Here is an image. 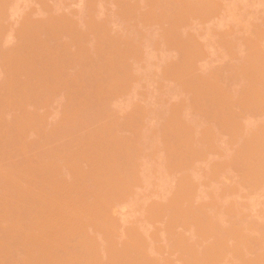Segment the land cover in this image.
Wrapping results in <instances>:
<instances>
[{"label":"rangeland","instance_id":"rangeland-1","mask_svg":"<svg viewBox=\"0 0 264 264\" xmlns=\"http://www.w3.org/2000/svg\"><path fill=\"white\" fill-rule=\"evenodd\" d=\"M5 1H7L6 2L7 7L5 9H3V7L0 5V8L4 10V12L2 10L0 12V52L1 53L3 52V50H4L3 53H5L6 51L5 55L7 53H11L10 51H14V49L17 48L19 44H21L22 42H25L26 40L24 41L22 40V42H19V38L21 40L22 37H21V34H19L20 37L17 34L21 33L20 32L21 29L25 27L31 30L30 27H32V25L30 26V24H32L33 22L36 24H33L34 27H32L33 29L31 31L32 32L35 31V32L34 34H31V31H30L29 36L37 35V38L35 36V39L34 37L31 36L35 41L38 39V36H39L38 40H41L42 38L43 41L41 40L40 42H42L43 44H40V42L37 41L39 45H41L40 47L41 49H42V45L43 46L46 45L49 47L50 44L51 46L55 44L54 45L55 48L56 47L58 48L59 45L56 46V44H60L61 46H59V48L68 47V50H69L73 46L71 50L75 49L74 51L77 52L76 51L77 48L80 49L81 47V45L79 46L78 41L83 40L81 41V43L80 42L79 43L84 44V47L87 46L86 48L88 49V51L90 50L89 51L90 54L85 53L87 55H84V52H83V55L81 53L82 50L85 51L86 48L82 49L84 48L82 47L80 50L81 52L78 50L81 53L79 55H82L80 59L78 55L79 52H77L76 54L78 57L74 58L75 56L73 55V58H72L74 59L73 62L75 61V59L76 60L78 59L77 63H74L75 67H73L72 64H69V66L72 65V67H69L66 65L68 63H73L72 59L69 58L70 56L72 57V54H73L71 50L69 51L71 52V54H67L68 51L66 49L65 51L67 53L64 50L61 51V53H59V55L60 54L64 55L63 61H64L65 55H67L66 56L67 59L65 57L66 59L65 61L68 60V62L67 63L64 62L66 64H62L63 62L62 58L61 59L59 58L61 57V55L57 59H55L56 57L55 58L53 57V59H55L57 63H59L58 61H60L61 62L60 64H62L63 66L66 65L64 69L67 67L65 69L66 72L64 71L63 74L60 70L56 71V69H54L53 71H56L57 72L56 75L58 76H56L55 73H53V75L56 76V77L55 76L53 77L55 78L58 77L57 80L61 81L63 85H64V82L69 81V85L71 86L67 84V88H66L67 90L65 89V86L64 87L62 86L63 88L61 89L60 86H58V85H61V82L57 83L56 82L57 80H53L55 78L51 77L52 79L51 78L49 79L47 77V76H50V74L52 76V72L49 73V75L47 76L45 75L46 72H44L45 76L40 75L39 77L45 79V81L50 80L49 81L50 83L48 82L47 84L46 82H43V85L44 83L46 84V86H48L51 83H55V87L57 88V91L56 92L53 91L56 88H53V90H49L52 88V84L51 86H48V87L41 86L43 90H41V87H40V91H41V92L39 91L40 95L38 94V96L37 95L33 96L34 93H32L33 94L32 97H36L35 99L31 98L29 94H28L29 96L27 95V92L30 93L31 91H34L33 88H29V90L32 89L31 91L29 90H27V92L25 91L24 92L25 97H24V94L23 93L20 94L21 90L19 89V87H17V85L19 86L18 81H20V79H23L26 76V74L30 72L29 68H27V66L24 63H22L24 59L23 60L21 59V61H19L20 60L19 58L21 57L23 58V56L27 53L28 48L29 50L31 49V45L29 44L30 43L29 41H34V40L29 39L28 42L26 41L29 45H27V43H23L24 48L28 46L30 47L26 48L25 50L23 48L24 51L22 50L23 52L22 56L16 59V61L17 62L19 61V62L17 63L15 61L18 65L21 62L20 63L21 68H19L20 66L17 67V69L19 68V70H16L15 74H18V72L21 74L23 73V75L21 74L19 75L20 77L22 76V78H20L18 75L17 77H15L16 76L15 74H14V77L8 74L10 72H7L9 71L7 67L5 68V66L8 64L7 62L8 58L4 59L5 55L4 54L0 55L2 56L0 57V99H2L0 103L3 105L4 103L3 99L4 101H6L7 97H11L9 95V92H7V91H10V89H13L10 92L11 95L13 94L12 91L16 93L17 92L16 90H19L17 92L18 95H21L22 97V94H23V97H24V98L23 97L20 98V96H17V94L14 93L12 96L14 97L15 95L17 97L15 98L11 97V98L14 101L20 100L18 101L20 103L18 102L15 103L13 101L12 103L13 105L11 104L12 99L7 98V102L9 99L11 101H9L5 107L7 108L9 104V105H12L11 107L14 110L10 108L5 109L4 106H0V109L2 107V110H0L1 111L0 117L3 115V112L5 113V111L7 110V112L0 118V138H1L0 142H2L0 143V149L2 148V145H3V148L5 149V151H3L4 149L2 148V152L4 153L7 152V154L6 153L5 154L7 155V158H8L7 159L6 157L2 156L1 155L2 152L0 150V156H1L0 159L3 161L2 164L0 165H3L6 169H8V171L14 172L13 176L15 177L14 178L11 174H5V176L7 175L6 177L7 179L5 177H3L4 179L0 177V179L1 178L3 179V181H0L2 182V184L0 185L5 186L7 183V186H8L10 182V186H11L12 184L11 182L14 181L17 177H18L17 179H20L19 176L21 175H19L20 174L19 172H21V174L23 173L22 176L23 177L26 176L27 177L26 179L31 181L30 184H33V185H31L32 186L31 188H30V185L27 186L30 189L25 190V191L22 190L21 189L22 187L20 186L19 192L24 191L23 193L25 194V192L27 191L26 193L28 194H26V196L29 195L28 197H30L31 194H29V192L31 191L33 192V190L31 189L34 188V192L36 193V196H37L34 198L37 199L39 198L38 195H40V198L43 196L42 199H45L44 201L42 199H38L42 201V202L40 201L41 204H38L39 201L36 200L37 201L36 202L33 198L25 199L23 195L22 196L20 195V197L24 198V200H21L20 198V201H17V199L15 201L14 197H16V190L19 189L18 186H16L17 187L16 190H14L15 186L14 187L8 186V188L10 187L9 189L7 187L6 189L4 188L5 189L4 193H7V191L8 193L9 192H12V193L10 194L7 193L8 194L7 197L5 194H3L2 195V198L4 196L3 199L0 197L1 198L0 200H2V202L0 201V203L2 204V205L0 204V234H1L0 238L1 237L6 238L7 236H10L8 235L9 233L11 235L12 233L14 234L17 233L18 231L16 228H18L20 224L22 226L20 225L21 228L20 227L19 228L21 230L22 228L24 229L21 231L18 228L19 233H17V235L15 236H21L22 239L18 237L21 239L18 241L20 244L17 243L18 244L17 246V244L12 243L13 245H16L15 248L13 247L15 249V250L13 249L15 252L13 251L14 253H12V251H10L8 253L9 256L11 254L12 257H14V259L9 257L12 259L13 264H16V263L18 264L22 258L26 260V258L24 257H27L28 264L29 262L30 264H75V262L76 264H81L78 262H81L80 260L82 259L84 260L86 259V261L84 262L85 264L86 262L88 264V261H89V264H92L96 260H100L98 259L100 256L101 257L103 256V259L104 258L106 260L109 259L110 262L107 261L108 264H114V261L117 264L116 261H119V259L117 260V258L122 257L121 255H123L124 257L125 252L127 253L133 252L131 254H133L134 257L136 256V258L138 254L134 255V253L136 254V252H138L139 254H143V252H145L144 253L145 258L142 257V259L143 261L144 259L145 260L147 259L149 261V262L146 261L147 263H151L150 260L151 258H153L154 261H157V260L160 261V263L158 261V264H163V262L164 264H166V262L168 264H200L201 262L195 263V260H191V262L194 261V263H189L190 259L188 258L186 253L188 252L187 254L190 257L191 256L193 257L196 253L200 255V251L199 253L196 251L194 254L193 249L195 247L194 248H191V247L195 245L200 246L201 244H207V243L208 244L211 243L210 245L212 244L215 245L214 249H213L214 245L210 247L212 248L210 251L214 250L212 251V252H215L214 254L216 253L218 254V252L220 251L219 247L221 248L223 245L222 252L224 251L223 253H225L227 260L222 261L223 259L222 257L224 256V254L223 256H221L220 254L222 253L219 252V255L221 257L219 258L220 261L222 262L228 261V263L224 262V264H230V263L234 264L237 262L236 260L238 259L239 255L237 256L236 255L237 253L235 254L234 252L233 254L237 256V258L235 259V257H233L234 255L232 256L231 254L233 252V250L231 249L233 247L232 243L235 244L236 242H234L235 237L232 234L231 229H230L231 233L229 235L227 227H230L228 225H231V227L233 228L232 225L238 222L241 224L244 223V225H246V226H243L244 228L247 227V229L245 230L246 232H243V233L245 234L247 233L245 236V239H247V236H248V239L251 241L250 242L251 244L248 243V245H251L250 248L249 247L246 248L245 245H243L245 247H242V248L248 249V250L245 249L247 251L246 254H249V251L254 253L252 249H254L255 246H256L255 248L256 251L258 247L259 249H261V247H264V182H263L264 180L263 179L264 178L263 176L264 175V160L262 161L263 158L261 159L260 156L258 158L259 148L262 149L263 148L262 145L264 144H261L262 142H259L261 146L257 147L258 150L255 148V151H256L255 153H252L254 152V150L251 151V154H253L252 155L253 158L251 157V154H250V157L248 156V159L245 158L247 159L246 162L249 161L248 163L250 164V165L244 164V166L246 167H244L243 165H240V163H242L243 161L244 163L246 162L244 158H243V161L241 162L242 159H239L240 157L237 158L240 154H238L235 151L238 148L242 149L243 144L241 147V143H240L241 141L253 136L251 134L257 135L259 133V132L257 133V130L260 129L261 127L262 128L264 127V124L263 126L260 125L264 122V98H263L264 95L262 98H260V100L258 99L259 102L256 101L257 104H255L254 100H257V99L253 97L254 96L253 93L250 92V94L253 95L252 96L249 94V91H247L248 88L250 89V88L255 87L256 89V87H258L259 89L260 87L261 93L263 92L264 94V74H263L264 73V62H263L264 58H262L264 56L260 57V55H262V52L259 51V50H262L264 53V3H263L264 0H262L263 2H260L261 0L260 1L259 0H180V1L176 0L178 1V3L175 0L173 2L170 0L172 2L171 3L172 5L170 6L171 7L170 10L168 7L169 0L168 1L165 0L167 1L166 4L164 3V1L162 3L158 2V4H162L161 5L162 8L156 7L155 9L157 10L153 8L157 4V1L154 2V0L153 1L150 0L151 2H149V0H5ZM149 3H151V5ZM0 4H3L4 6L5 5L4 0ZM132 4H133V7L131 11L129 10V8L131 9L130 6H132ZM136 5L138 6L139 10L137 8L136 9L134 8ZM163 5L168 8L169 11L166 9L168 12V15H167V12L165 13L162 12L163 10L165 11L164 9L165 7ZM133 8H134V11H133ZM192 8H194L193 9L194 11L192 10ZM160 9L161 10L163 9V10L161 11ZM237 9H240L241 11H243L242 9H244V12H242L244 14V15L242 14L243 17H239L241 13L239 12L240 10L237 11ZM189 10L191 13L189 12ZM135 11H136V16H134ZM130 12H133L134 14L131 13L132 15L130 16ZM137 12L139 14L141 13L140 18L142 19L138 17L139 14H137ZM160 13L161 14L163 13L162 15L164 16V18L166 17L168 21H166L165 19V21L161 22V20L164 18L163 16H161ZM236 13L239 15H237ZM145 14H147V16ZM245 14L249 16L250 20L247 19L248 16L247 15L245 16ZM144 15L146 18L143 17ZM63 16H65V18H69V21L70 19H72L75 22L77 26V27L76 26L74 27L75 31L73 29V23L72 24L69 23L70 25H72L73 31L71 30L70 27H67V28H70L69 29L70 31H68L69 33H71L72 31L73 36H71L67 32L68 29L65 30L64 27H66V22L64 23L61 20L66 21L67 19L64 18L65 19L64 20L63 18H61ZM59 17L61 18L60 21L62 22V24H58L59 21L58 23L56 21V19ZM131 17H134V18H131ZM160 18L162 19L160 20ZM91 19L93 20L92 22H95L93 26H92L93 23L90 21ZM251 19H253V23H251L253 26H254V23L255 24L259 23V26H257V24L254 26V27L257 26L256 31H254L255 28L254 27H253L254 29L251 28L252 25L249 24L250 22H252ZM50 20L52 21L51 23H56L58 25L50 26L52 25L50 23ZM87 21H89V23L91 24V25H88L89 27L87 26ZM24 23H26V25ZM62 25H63V28H62ZM96 25L98 26V29L100 28V30L103 28L102 26L104 25V27L107 29L106 34H103L101 32H95L94 31L95 28L93 29V27H97ZM91 26H92L93 31L96 34L95 33L93 34V31L92 33H89L91 30L90 28ZM240 26H241L242 31H243V28L247 29V30L244 29L247 32L245 33L244 31L245 38L243 39H242L243 32L239 30ZM238 27L239 29H237ZM172 29H175V30H172ZM64 31L65 33L67 32L70 36L66 35L67 33L65 34ZM239 31H241L242 34ZM165 34H169L173 36H170L169 37L170 39H169L168 38L169 35L167 36ZM239 36H242V37L239 38ZM246 36H248L250 41L248 40ZM70 37L71 38L73 37L72 39H74V41H72V39L70 40ZM75 37H77L76 39L78 41H76ZM82 37H84V39ZM191 38L194 39V41ZM52 39H53V42L55 43L51 42ZM117 39L118 41L120 40L122 42L120 43L119 41V44L117 45L119 52L121 53V51H123V48H125L124 50H126V52H123L126 57L124 56V58L122 59V60L125 59L124 62L128 63L126 69L121 66V65H123L124 67L126 66L125 64H123V62H121L122 64L120 65L122 67L121 69L118 68L120 66L117 67L116 62L121 60V58H118L117 56L122 55V54H119V55L117 54L118 50H116L117 49L116 45L114 44V42L112 43V41H115V40L117 42ZM166 39H167V42L169 41V44L166 42ZM184 39L186 41H190L189 42L190 48L191 46H194V45L195 47H192L191 49L189 48V50L185 51L186 49H188L186 47H188L189 45L187 46L188 42L185 43ZM171 41L173 42V44L170 43ZM183 41L186 44L185 47L183 46L184 49L181 47L182 45H184L182 44ZM109 42L112 43L113 47L115 46L116 49L111 50L112 45H109V47L107 46V43L110 44ZM38 43H37V47H39ZM177 44L179 45L182 44V45L179 46ZM76 45H78L79 47ZM175 45H177V47ZM119 46H121L122 50L119 49ZM179 47H181V50L178 49ZM196 47H199V48L196 49ZM258 47H259V50H258ZM49 48L47 49L50 50ZM156 48L159 50H157ZM41 49H39L40 53L44 54V52H42ZM47 49H46V52H47ZM37 50L35 51L34 49V51L38 54ZM44 50H45V46H44ZM204 51H205V54H204ZM257 51L261 52V54L259 55V52ZM63 52L65 54H63ZM151 53H152V57H150ZM182 53L187 54V55L192 53V55L190 54V56L193 57V58L191 57L193 60L188 61L191 58L185 55L184 58L185 57L187 58V60L185 58V61L187 62V64H185L183 57L181 58L182 55H180ZM226 53L227 54L231 53L232 56L233 54L234 56L235 54H237L236 55L237 57L235 56L233 57L234 59H232L231 55L229 54L227 56ZM195 54H197V56ZM140 55L142 56L139 58L138 56ZM45 56L49 57V54L46 53ZM45 56H43L44 59L46 58ZM92 56L93 58L97 57L98 59L97 58L96 59L99 60V62H103V63L102 64L98 63L96 60V62L99 64L98 66L96 62L93 60V58L91 59ZM225 56H227L228 59L225 58ZM179 57L180 59H183V60H180ZM2 58L4 61L6 60L7 63L3 61L5 63L4 64L2 62ZM115 58H116V61L114 62ZM10 59L11 57H9V60ZM179 61H183V65L181 64L182 62L179 63ZM193 61L195 64L193 63ZM226 61H227V65H226ZM243 61L247 64L248 67H246L245 64H243L244 67L247 68L246 74L239 69L241 74L244 73V75L240 74L242 77L239 76L241 78L239 79V77H237V74L239 72L238 73L236 72V74H234L235 72L233 73L231 71L235 69L236 67H238L239 65L241 68L242 66L241 63ZM93 62H95L96 64L95 67L92 65ZM112 62L114 65L111 66ZM155 62L156 63L158 62L157 66L158 64L162 65L163 62L166 63V64L163 63V65H169L167 66V68L168 67L172 68V70L170 69L169 71L170 74H167L168 76H165L166 74L164 72H166L167 68H164L165 66L164 67L161 66V68H158L159 66L158 67L153 66ZM188 62L190 64L192 62L194 65L193 64L190 65ZM229 62L231 63L229 64ZM55 63L56 62H53L52 64L56 65ZM151 63H153V65ZM23 64L26 67L23 66ZM115 64H116V67L120 69L119 72L121 73L117 72L118 71L117 68L115 70L112 68L113 66H115ZM184 64L187 65L186 67L189 69L191 68V67H188L189 65L192 67L196 66V69L198 70V73L200 75H198V73L197 74L194 73V74H196L198 78L200 76L202 77V75L203 76L206 75V77L209 76L208 78L205 77V79H208V81H206L204 77L203 78L200 77V79L198 80V78L195 75H193L195 78H197L196 80L197 82H200L201 80L203 81V79L206 81V83L203 81V84H206L205 86L206 93L204 92L205 94L202 93L204 89H202L201 91V87H203L202 84L200 85L201 87L199 86L200 90L197 89L198 88L197 82H195V79L192 78L193 76L188 75V77L189 76L190 77L186 78V74L184 73L185 69H183L184 71L182 70V68L184 67ZM180 65L183 66V67L181 66L182 68L180 67V70L182 71V73H184V75L180 76L178 74V76L182 79L184 78L191 79L192 81L191 80L188 81L190 83H188L187 80H185L186 82L182 80L183 81L182 82L180 78L179 79L176 78L178 76L175 75L174 72L176 73L178 71ZM28 67H31V69L34 68L33 66H31V64ZM26 68L28 69L27 70L28 72L25 71ZM20 69L23 70L24 72H22ZM123 69L124 71L125 70L126 71L124 72ZM161 69H162V74H161ZM214 69L217 72H215ZM217 69L219 71L222 70L220 72V74H222V77L219 76L220 74L219 75L216 74L219 72ZM32 70L29 74L33 72ZM173 70L174 72H171ZM180 70L178 73H181ZM190 70H192V68ZM194 70L195 69H193L192 71ZM213 70L215 72L214 75H217L220 78L219 83H218L219 78L217 79L216 77H213L214 75L212 76ZM258 71H260V73ZM149 72L151 74H149ZM156 72H158V74ZM256 72H258V75ZM24 73H26L25 76H24ZM59 73H61L60 77H59ZM32 74L30 75L31 76L30 80L28 79L29 78L28 77L29 75H28L27 78H24V80H22L25 83L21 82L22 84L21 83L20 84L27 85L28 83L25 79L29 80V82L31 80L34 81ZM152 74L153 76H151ZM171 74L173 77L171 76ZM209 74L215 79L211 78ZM259 74H263L262 75L263 78H261ZM85 75H87L85 77L86 81L82 80V78ZM6 77H8V79L12 78V80L10 79L11 80L10 83H8L9 80L6 79ZM15 78L18 80H16ZM5 79L7 80V83L6 85H4L3 90H2L1 86L2 84L5 83L3 82L5 81ZM14 79H15V83L13 82ZM81 80L84 81V83L80 82ZM193 81L196 85L193 83ZM12 82L14 83V86ZM34 82H32L31 85L30 84L28 85L33 87L32 84H36ZM85 82H87V84H85ZM77 83H80V84L83 83V85L85 84V86L83 85L79 86V84ZM215 83L217 86H220V87L222 86V87L221 88L216 87ZM7 85L8 87L9 85H11V88H8ZM192 86L194 87L196 86V87L194 88ZM207 88H209V90ZM212 88L214 89L212 90ZM38 89L39 87L37 88V90H35L37 91V93H38ZM210 89L212 90L211 93H213L215 90L216 92V93L214 92L215 96L213 95L214 93L211 94L212 96L210 95V92H209L211 91ZM220 89L221 90L224 89L223 91H225L226 89V93L228 92V95H226V93L224 94V92L221 91ZM196 90L197 92L199 90V92L201 93L197 94ZM51 92H53L52 93L53 95L50 94ZM217 92L218 94L219 92L223 93L225 98L222 99L223 100L222 102L220 100H216ZM5 93L7 94V97ZM222 93H220V95ZM229 97L234 98L236 100L229 99L230 102H228V99L226 98H229ZM21 99H23L24 101V106L26 105L25 103H28L29 101L32 102L33 100L34 101L37 100L36 102H38V105L36 104L33 106L34 103H32V105L30 104L29 106H26L28 108V112H30L29 109H31V111L33 110L32 112H34L35 110L34 108H37L36 110H38V113L41 114L39 115L40 116L39 117L38 114L36 113V115L39 117V119L38 117L36 118L38 120H35L37 124H35V122H32V121L30 122L26 121L29 116H27V119H26V116L24 115V113L27 111V108H25L22 105L23 103H21L22 102ZM239 99L240 100L242 99V100L239 101ZM214 100L216 102H213ZM225 100H227L226 103H224ZM219 101L221 103H224L223 106L229 103L225 105V107H228L229 109L235 107L234 110H236L237 113L236 112L235 113L237 116L235 117L234 115V120L235 121L238 120L237 122L239 124L237 122L235 123L238 125H236L235 123L234 124L235 126L240 125V127H236L237 131L234 130L233 133L234 132L238 133L236 134L237 137H240L241 135H244V137L246 135L249 136V137L246 136V138L242 136L243 137L242 140L240 137V141L238 140L239 138L236 139L237 137L236 138H234L235 136L232 137L239 142V143L236 142L238 143V145L235 143L236 140L233 141L230 135L229 137H225L226 132L224 131L225 133L223 134L222 130H224L223 129L224 127H220V125H222L220 122L219 124L218 123L216 124V122L213 120L212 121L213 126H212V124L210 123L212 119L209 120V117H207L208 114L205 113L204 115L202 113L204 111V108L206 109L208 105L206 109L208 110L209 105H210L213 111L211 110V108H209L211 111H209L208 113L214 114L215 112L217 114L219 113L220 116L222 113V115L224 114V117L228 116L227 112L231 113V110H228L226 112V109L224 107L221 108L220 107L221 105L219 106L218 104ZM211 102L215 104L217 103V105L220 108L216 109L217 106L214 107L213 105H211L213 104ZM231 102H233L232 103L233 105L235 103L236 106L231 105ZM240 102H242V104H245L246 107L240 104ZM98 103H99V106H98L99 110L101 109L100 110L101 112H99L98 110V113L99 114L101 113L100 116L98 114L96 116V113H90L95 110V108H93L92 106ZM247 103L250 106H248ZM253 103L255 104V106ZM89 105L93 108V110L92 108L90 109ZM100 105L102 108H100ZM203 105H206V106L204 107ZM256 105L260 106L261 108L259 107L260 109H257ZM200 106H203V107H201V110H199L200 111L199 112L198 109H200L199 108ZM94 107H96V105ZM22 109L26 111L23 113L21 111ZM15 111L16 113H18L16 115L17 117L21 114H23L21 115L23 117L21 118L18 117L20 119L17 120L18 118L14 114ZM19 111H21L20 112L21 114H19ZM172 111H175V114ZM28 112H26L25 114H27ZM64 112L65 114H63ZM85 112L86 113L89 112V114H92V115L94 114L96 118H94L95 116L92 117L91 115H90L91 116L90 118L89 115H87ZM94 112H97V111L95 110ZM176 113L181 114V115L178 114L181 117V120L179 119V117L175 118V116L176 117L178 116ZM83 114H86V115H83ZM169 114L171 115V117L169 116ZM232 114H234V112ZM30 115H32V113ZM63 115H64V118L67 115L66 117L68 118V121L67 119L65 121V119L63 118ZM168 116L170 118H173V121L170 120V118H167ZM220 116L217 115V117H220ZM23 118H24L23 120L24 122L21 121ZM29 118L31 120V116ZM62 118L64 119L65 123L63 122ZM165 118L170 120V122H167L168 125H166L167 127H169V129L166 127L167 128L166 133L168 134L164 133L165 131L160 132L161 130L159 129V127L163 126L164 123L166 124L165 120L167 121V119ZM174 118L180 121L175 120ZM174 120L176 122L178 121L179 123L177 122L175 123L176 124L175 125ZM205 120L207 121L209 120L210 124H208V122ZM15 121L22 122L20 124H22L23 127H24L23 123L25 122H26L25 124L27 125L29 124L31 125V122H32L33 125L37 126L36 128H38L41 125L40 126L42 128V129L40 128L41 132L40 131L38 132H40V134H42L43 130L46 132H43L44 136L42 135L40 136L38 132L36 133L32 132L33 129H35V127L32 128L33 126H31L32 131H30L29 129L30 134H26L27 131L25 127V134L23 135L20 133L22 132L23 129L21 128L19 132L18 129H20L19 127L20 124L19 123L15 124L16 123ZM61 121L63 122V124ZM143 122H144V125L146 123L145 126H143ZM172 122L174 124L173 128L170 127L172 125ZM170 123L171 125H169ZM60 124H62V126H58ZM188 124L190 127L188 126ZM259 125L261 127H259ZM29 126L28 128H30ZM142 126L145 128H143ZM208 126H209L210 131H212L213 129L215 130L214 131L215 133L217 131L216 134L219 133L218 135H216L214 132L210 133L212 134V136L215 135V138L212 137V140L215 139L213 140V142L209 141L211 136L209 137V140H208L207 135L205 134V132L207 131L206 129H208ZM73 127L75 128L73 129ZM76 127L81 128V131L77 130V134L79 131L81 132V135L80 136L78 135L79 136L78 139L82 138L81 140L75 139L77 138V136H75L74 134V136L71 135L72 137H74V141L73 140L71 141L72 138L68 135L70 133V129H69V133L67 132V134H64V136L67 135L71 139H69L67 136L62 137L63 135L62 133L64 131L65 132L68 131L67 130L68 128H72V130H75ZM210 127H212V129ZM232 127L233 129H235L234 126ZM219 128L220 129L222 128L221 132L224 136L220 135L221 132L219 131L220 130ZM142 129H145V130L143 131L144 135L143 133H141L143 135V138L142 137L140 138L141 139L140 146H138L139 145L138 143L134 144L135 147L137 146L136 149H134V145L130 146L129 148L132 147V149H130L129 151L133 149L134 150L131 153L128 152V154L130 153V155H128L129 157L127 158H125L126 156L124 157L125 159L129 158L132 160V161L126 160L130 162V166L128 167L127 164L123 165V163L122 164L120 163L121 167L114 168V165L117 164L115 163V161L116 162L119 161L120 155H123L121 153H123V151L126 150V148L124 147L125 144L126 143L133 144L135 141L137 142L136 140L137 132H139L138 130L142 132ZM161 129H163V127ZM229 133L230 132L226 133L227 136ZM186 134L187 136H189L188 139L190 140L186 138L187 137ZM203 134H205L204 137L206 138L202 137ZM162 135H164L165 138H162L163 137ZM167 136L170 139H168ZM184 136L186 139H184ZM66 137L68 140L66 139ZM161 138L165 140H162ZM202 138L204 140L206 139L205 140L206 142L208 141L207 145H206V142H204ZM231 140H232V143H231ZM233 142L236 144L235 146H233L234 145ZM210 143L212 144L210 145ZM213 143L214 145H216V147L213 145ZM169 145L173 147V148L171 147V150L169 149L170 148ZM175 145L178 147V149L176 148ZM28 146L29 148H27ZM126 146H129V145H126ZM190 146H192V148ZM138 147L140 150H138ZM197 147L201 151H203L204 148L207 149L206 154H205V151H203L204 153L202 152V155L204 157H201L199 154L198 155L200 157L197 156L196 153H198L199 151ZM201 147L203 148L201 149ZM231 147L232 148L234 147V148L231 149ZM26 148H27V151L29 150V153L25 150ZM121 149L123 151H121ZM165 149H166V152L168 154L170 153L169 155L171 156L173 155L171 154V152L172 151L174 152L175 150L176 154L174 153V155H177V157L178 155L181 156L178 158L179 161H180V158H182V160L180 161L181 163L180 164L178 163L179 161L178 159H176L177 157L175 158V156L174 158L176 161L174 160L172 156L175 162L169 159V161L173 162V164L176 163L173 165L174 167L172 166L170 167V165H168L171 162H168V161L165 162L164 160L162 161L161 157H164V159L171 158L169 155H167V153L164 154ZM196 149H197V152L195 151L196 156H192V155L188 156L189 153L191 152L187 154L188 152L187 150L192 151L194 153V150ZM241 149H239L238 152L243 151ZM24 150L27 152V154H25L26 152ZM168 150L170 151L168 152ZM221 150H223L225 154L222 153L223 151L221 152ZM215 151L217 153H214ZM218 151H220L222 154H220ZM243 152L244 153L241 152L242 153L241 155L243 154L246 155L248 150L243 151ZM260 152H262V150ZM219 154L221 157H223V155L225 156V158L223 157L225 161L224 164L226 163L228 159H229L228 161H231L233 159V163L235 161L234 164L236 165H234L231 162L230 163L228 162L231 165L227 166L228 163H226L225 166H227V168L225 166L223 167L226 170L225 169L223 170V168L218 169V171L222 170L221 173H223V171H227L228 173L227 172L223 173L226 175H222V174L219 175V173H215V170L217 171V168L220 167V166H217L216 163L218 164V161H219L218 165H221L222 160H223V158H221ZM237 154L238 156L236 157L235 155ZM230 155L234 156L236 159L234 160V158L231 157ZM159 157H160V160H159ZM227 157L229 158L227 159ZM259 159L261 160L258 161ZM123 162H125V160ZM129 162L127 163L129 164ZM132 163H133V166L135 165L137 167L136 170L135 169L132 170V167H133ZM135 163H138L137 164L138 166ZM164 163L167 164L168 166L166 165L167 166L166 167ZM232 164L234 166H232ZM237 164L239 165V167L237 166ZM25 166L27 167L29 166V168L26 167L29 171V172L27 171L28 173L27 175H26V172L24 173V170H19L22 168L24 169ZM30 166H31V170H30ZM43 166H44L43 169L45 170H43L44 173L42 174L43 171L42 172L39 171V168L40 167L42 168ZM122 166L125 168V171L124 169L123 171L125 172L124 175H126V178H124L125 181L123 180L124 182L123 181L120 182L121 177H118L124 173L123 171H121L123 173L118 172V170L119 171L122 170ZM126 166L128 167V170H126L127 169ZM136 167H133V168H136ZM213 168L214 169L216 168V169L212 171ZM240 168H242V170ZM243 168L245 169L243 170ZM252 169L255 171V173L253 172ZM130 170L132 171L135 170V173ZM6 171L4 173L8 172ZM245 171H247V173L248 171L250 172L248 173L249 176L252 175L253 173L252 175L253 178L251 176H250L251 179L249 176L244 177V175L247 176V173H245ZM16 172L19 174H17ZM153 172H156L155 174L156 175L158 174V176H155ZM240 172L243 174H241ZM118 173L120 175H118ZM256 173H258L257 176H256ZM246 178L248 182H251L250 184L245 182ZM242 179H244L245 181L243 182ZM15 181L19 182V180H15ZM20 181L25 182L23 181V179ZM253 182L256 184V186ZM13 184L15 185V182H13ZM252 184L254 186L251 187L250 185ZM20 185H22V183H20ZM184 185H185V189L183 188ZM186 185L188 186L186 187ZM2 186H0L1 191L3 189ZM22 186H23V189H25L24 186L26 187V184H23ZM39 188H42V189H39ZM82 188L84 190V191L82 190L83 191L82 193L84 194L86 193V195H89L88 198L86 197V195H83L82 193L80 194ZM84 188H88L89 191L88 189H84ZM182 188H183V191H182ZM52 192H54L56 195H54ZM78 192H79V196L76 194ZM73 193H75L76 195ZM107 194L109 195V197L107 196ZM80 195L81 197L85 196L86 198L85 197L81 198ZM190 195L191 197L189 198ZM53 196L54 197L58 196L56 198V202L54 201L55 198L53 199ZM179 196H181L182 199H185L187 196L186 199L189 198L188 199V202H190L189 205L185 204L187 200H182V199L178 200V198H180ZM183 196L185 198H183ZM213 196L215 198H213ZM78 197H80L81 199ZM110 197L112 201H109ZM102 198L104 199L106 198L107 202H103L104 199L102 200ZM86 199H88L90 203ZM190 199L194 201L192 202ZM52 200L54 201V204L53 202L51 203L53 204V208H51L52 205H50L51 207L47 206L50 209L48 210V208L46 207V211H44L45 206L48 205V203L50 204V201ZM79 200H80V203H79ZM179 201H181V203L182 201L183 202L185 201L184 205L187 207L181 205ZM44 202L46 203L45 206L43 205ZM202 202L203 203L205 202V203L203 204ZM232 203H236L237 205L232 204ZM195 204L197 205L201 204L200 206L201 209H207L206 211L209 212V217L213 218V219L210 218L213 220L212 222L214 221L216 222L217 225H215V222H214L213 227L210 228L212 224L209 227L212 230L214 226H216L215 229L217 230H214L215 233L212 234L211 230L210 232L208 231L210 234L206 232L208 230L206 229V227L210 224V222L206 224L207 225L206 227L204 226L205 225L204 223L207 222V215H204V217L206 216L205 217L206 219L204 218L205 220H203L202 210H201V216H200V213L198 214V216L201 217V218L199 217L198 220H202V222L204 223H202L201 221L199 223L197 221L196 216L190 215L191 212L193 214V211H194V209H192L193 211L190 210L192 207L195 209L196 207L198 208V206L197 205L195 206ZM205 204L209 206H206V207L203 206ZM91 205H92V208L90 209ZM230 205L232 206L230 207ZM234 205H236L234 208L235 210H236V207H237V210L240 209V212L236 214L239 217V220H238V217L235 215L237 210L235 211V213L232 212L234 210L232 208L234 207ZM42 206L44 207L42 208ZM181 206L184 207L185 211L181 210L180 208ZM64 207L66 208L68 207V208L66 209ZM177 208L178 210H175ZM98 209H101V212ZM93 210L95 213L93 212ZM88 211L90 212V215ZM174 211L175 212L178 211L179 213L177 212L176 214H179V216L182 215L183 214L182 212L184 211V214L182 215L184 220L181 217L183 221L188 220L187 218H189V216L191 217L194 216L196 219L192 217L194 219L193 221L196 220L198 223V226H195L196 223L191 221L192 218H189V221H188L190 223L189 226H188L189 223L187 221L183 222L179 219L181 222L179 220L178 222H176L177 221L175 220L176 216L175 217L173 216L174 219L172 218V216L170 217V215H172ZM206 211H204L203 213H205ZM228 211H231L232 213ZM241 212H242V215L240 218ZM157 213L158 214L164 213V214L158 215ZM185 214L188 215V217H185L184 216ZM210 214H212V216ZM109 215L111 217L113 216V219L110 218ZM179 216L177 215L178 218H180ZM234 216H236L237 219H235ZM171 218L173 219V221L175 220L174 225L172 223ZM110 219L113 221V223L115 222L117 224L118 230L113 232V230L117 229V227L115 226V223L114 225L112 224ZM26 220H27V223H25ZM89 220L90 221L93 220L92 223ZM82 221L83 223H81ZM29 222L30 223L33 222V223L30 225ZM186 222L188 223L187 225H186ZM22 223L26 224L27 226L23 225ZM28 223L30 226L28 225ZM104 223H107L108 225ZM109 223H111V225H109ZM199 224H200V228L204 226L206 231L202 230L203 228L202 229L199 228L200 230L197 231ZM201 224L202 225L204 224V225L202 226ZM253 224L256 225V227ZM238 225L239 224H237V226ZM252 225L253 227H255V229H253ZM57 226L58 228H56ZM102 226L104 228L110 226V229L108 228L109 231L112 229L111 227L113 228L116 227L115 229H112L110 233L109 231L107 232V229H105L107 235L110 234L109 237L111 236L110 237L111 239H108L109 237L105 236V234L103 233L104 228ZM234 227H236V225ZM224 228L225 230H227L226 232H228L227 234L229 236L225 235L226 233L225 234L223 233L225 232L224 230L222 231V229ZM13 229H15V231L17 232L15 231L13 232L12 231ZM51 229L54 231H52ZM117 231H118L117 235L119 238L118 237L114 238V235L116 234ZM203 231L205 232L206 236L211 235V236H208L210 237L209 239H207L208 237L206 238L205 235H203L204 238H202L201 234L204 233ZM20 233H23V234L20 235ZM10 238L11 237H9L8 239ZM16 238L14 237V240ZM112 239L113 241L117 239L116 241L118 243L115 242L116 244H114L116 246L117 244L122 245V243L127 240L126 241L127 246L129 247V245L130 246L133 245L132 249L127 247V250L129 251L125 250V252L122 254L121 252L125 248L123 246L126 244L125 242L122 245V247L120 246L121 248L124 247L122 250L120 249L121 251L119 250L120 247L119 248L117 247V249L121 253L120 255L117 251L116 253L120 255L118 256L115 253V251L117 250L116 247L110 243V242L113 243ZM118 239L120 242L118 241ZM0 240L2 241V239ZM16 240L13 242H16ZM6 242L7 241H5V243ZM9 242L11 243V240H9ZM27 242L28 244L30 242L31 248L35 247V244H37L36 245L37 248L38 247L40 248V246H42L40 248L42 253L41 251H39L40 250L39 248H38L39 250L37 249L35 251L36 247L32 249L34 251L29 249L30 246L27 244ZM80 242H83V243L80 244ZM128 242L130 243L129 245H128ZM8 243L6 244L8 245ZM226 243L232 244L230 245L231 247L230 249L232 250L231 253H230V249L228 248L229 246H225L228 248L229 252L225 251L226 248H224V245ZM9 245H10L9 246L10 248L13 246V245L11 246V244ZM135 245L138 249L140 247L143 250V252H139L141 251V249L135 252L136 247L135 249H133ZM217 245H219L218 248H217ZM187 246H189V248ZM209 246H207L208 249H209ZM201 247H206V245H202ZM207 247L202 248L201 251L205 252V249L207 250ZM6 248H7V251L10 249L8 247ZM185 248L186 249L188 248L187 250L189 251H186V253L184 251L185 255H182L183 253L181 254V252H183ZM112 249L114 250V254H112L113 253ZM190 249H192L193 255L192 253L190 254V251H191ZM215 249H218L219 251L216 250L217 251L216 252ZM262 249L263 250H259V251L260 252L262 251V254H263L264 248ZM26 250H29V251L31 250L32 253L34 252L35 253L31 254L32 256L28 255L29 256L28 257V256H25L28 254L27 252H29ZM78 250L79 251L81 250L80 251L81 253L79 252L80 255L79 253H77V255L79 256V259H77L78 258L77 255H76V258L74 257ZM195 250L196 249H194V251ZM242 250L240 251L241 254H242ZM37 251L41 254H39ZM212 252L210 253L212 254ZM18 253H21V254H18ZM229 253L231 254L232 257L230 256ZM255 253L258 254V252H255ZM4 254L2 256H5V259H7L8 257L6 258V255ZM13 254L17 258H15ZM23 254L25 255L21 256L22 258L19 257L20 255H23ZM211 254L209 255V257L211 256ZM127 255H130V254H126V256ZM140 256L141 255H139V259H140ZM186 256L189 259V261L186 260ZM242 256L244 255L242 254ZM42 257L44 258L42 259ZM132 257H129L130 258L129 260H132L133 259ZM251 257L252 256H250L249 258L251 260H254L253 257L252 258ZM261 257L264 258V255L263 256L261 255ZM261 257L260 258L258 257L257 262L255 261L256 260V257H255L254 263H258L260 261L259 259H262ZM18 258H21V259H18ZM124 258L126 259V257ZM0 259H2V257H0ZM5 259L3 258L2 261L4 262ZM11 259H10V263L12 262ZM122 259L120 258V261ZM234 259L235 261L232 263L231 261H233ZM241 259L243 258L240 257V259L238 260H241ZM84 260H82V264ZM134 260L138 262L137 259H133L132 262ZM6 261L7 263L5 262L4 264H8V259ZM22 261L23 260H21V263ZM143 261L141 260L140 263L141 264L144 263ZM25 262L23 261L22 264H27ZM126 262L128 263V261ZM98 263L101 264L99 261ZM129 263L133 264L131 263V261H129ZM154 264H157V263H154ZM238 264H241V263H238ZM263 264H264V261H263Z\"/></svg>","mask_w":264,"mask_h":264},{"label":"bare ground","instance_id":"bare-ground-1","mask_svg":"<svg viewBox=\"0 0 264 264\" xmlns=\"http://www.w3.org/2000/svg\"><path fill=\"white\" fill-rule=\"evenodd\" d=\"M152 1H153V0H152ZM155 1H157V4H156L157 6L154 4V5H155V7H153L154 9H155L156 7H159V8L161 7V8H162V6H161L162 4H158V2L162 3V2L164 1V3L166 4L168 0H167V1H165V0H154V2H155ZM171 1L173 2L174 0H171ZM171 1H170V0L168 1V4H169V5H168L169 10H170V8H171L170 6L172 5V4H171V3H172ZM175 1H176V0H175ZM178 1H180V0H178ZM178 1H176V2L178 3ZM259 1H260V0H259ZM2 2H3V0H1L0 3H2ZM4 2H5V5H4L5 7L3 6V4H0V5L3 7V9H5V8L7 7V3H6L7 1L4 0ZM149 2H151V1L149 0ZM194 2H196V1H194ZM260 2H263V1L261 0ZM263 3H264V2H263ZM149 4L151 5V3H149ZM152 4H153V2H152ZM165 4H164V5H165ZM134 5H135V4H134ZM138 5H139V3H138ZM159 5H160V6H159ZM164 5H163V6H164ZM197 5H198V4H197ZM197 5H196V6H197ZM136 6H137V5H136ZM136 6H135L134 8H135V9H136V8L138 9V6H137V7H136ZM128 7H129V6H128ZM130 7H131V9L129 8V10L132 11L133 4H132V6H130ZM164 7H165V8H164L165 11H164L163 9H162L163 11H162L161 9H160V10H161L162 12L165 13V12H167L168 8H167L166 6H164ZM134 8H133V11H134ZM195 8H196V7H195ZM3 9L0 8V12H1V10L4 12ZM166 9H167V10H166ZM193 9H194V8H192V10H193ZM138 10H139V9H138ZM155 10H157V9H155ZM158 10H159V9H158ZM169 10H168V11H169ZM196 10H197V9H196ZM238 10H240V9H237V11H238ZM242 10H243V11H241V10L239 11V12L241 13V15L243 14L242 12H244V9H242ZM136 11H137V10H136ZM136 11H135V15H134V16H136ZM161 11H160V12H161ZM193 11H194V10H193ZM189 12H190V10H189ZM195 12H196V11H195ZM239 12H238V13H239ZM131 13H133V12H130V16L132 15ZM145 13H146V11H145ZM190 13H191V12H190ZM193 13H194V12H193ZM197 13H198V12H197ZM133 14H134V13H133ZM137 14H139V13L137 12ZM140 14H141V13H140ZM140 14L138 15L139 18H140ZM160 14H161V13H160ZM160 14H159V15H160ZM162 14H163V13H162ZM162 14H161V16H163ZM236 14H237V13H236ZM142 15H143V14H142ZM142 15H141V17H142ZM145 15L147 16V14H145ZM145 15H144L143 17H145ZM164 15H165V14H164ZM167 15H168V12H167ZM237 15H239V14H237ZM241 15H240L239 17H243L244 14H243L242 16H241ZM246 15H247V14H245V16H246ZM247 16H248V15H247ZM169 17H170V16H169ZM61 18L64 19L65 16H63V17H61ZM61 18L59 17V18L56 19L57 23H58V21H59L58 24H62V22H64V23L66 22V27H64L65 30L68 29V30H67V32H68V31H70L69 29L71 28L72 31H73V29H74V31H75V28H74V27L76 26V24H75V22H74L72 19H70V21H71V22H70V21H69V18H65V19H67V20H66V21L61 20V21H62V22H61V21H60ZM131 18H134V17H131ZM135 18H137V17H135ZM145 18H146V17H145ZM163 18H164V16H163ZM170 18H171V17H170ZM250 18H251V17H250ZM58 19H59V20H58ZM65 19H64V20H65ZM140 19H142V18H140ZM161 19H162V18H160V20H161ZM165 19H166V17H165L164 19H162L161 22H162V21H165ZM242 19H243V18H242ZM247 19H249V16L247 17ZM247 19H246V20H247ZM130 20H132V19H130ZM170 20H171V19H170ZM249 20H250V19H249ZM249 20H248V21H249ZM251 20H252V22H250L249 24L253 23V19H251ZM68 21H69V22H68ZM90 21L92 22L93 20L91 19ZM166 21H168V19H166ZM32 22H33V21H32ZM32 22H30V23H32ZM51 22H52V21L50 20V23H51ZM60 22H61V23H60ZM67 22H68V23H67ZM26 23H27V22H26ZM26 23H24V24L26 25ZM37 23H38V22H37ZM69 23H70V24L73 23V29H72V25H70ZM92 23H93V24H92V26H93L95 22H92ZM165 23H166V22H165ZM27 24H28V23H27ZM33 24H36V23L33 22L32 24H30V26L32 25V27H34ZM51 24H52V25H50V24H49V25H50V26L58 25V24H56V23H51ZM242 24H244V23H242ZM256 24H257V23H256ZM256 24L254 23V26H255ZM67 25H68V26H67ZM88 25H91V24L89 23V21H87V26H88ZM251 25H252V24H251ZM92 26L90 27L91 30H90L89 33H92V31H93L94 28H95V29H94L95 32H101V33H103V34H106V32H107V29L104 27V25L102 26V27H103L102 29H104V30L101 29L102 31L100 30V28L98 29V26H97V25H96L97 27H93V29H92ZM241 26H242V25H241ZM241 26H240V29H239V27H238L237 29H239V30L242 31ZM254 26L252 25L251 28H253ZM257 26H259V23L257 24ZM257 26H256V27H257ZM28 27H29V26H28ZM32 27H30L31 30L33 29ZM59 27H60V26H59ZM67 27H70V28H67ZM76 27H77V26H76ZM88 27H89V26H88ZM243 27H245V26H243ZM246 27H247V26H246ZM256 27H254V28H255L254 31H256ZM22 28H23V27H22ZM62 28H63V25H62ZM96 28H97V29H96ZM254 28H253V29H254ZM105 29H106V31H105ZM244 29H245V28H243V31H242V32H243V37H242V36H239V38H241V37H242V39L245 38V36H244V31L247 30V29H245V30H244ZM258 29H259V28H258ZM19 30H20V28H19ZM28 30H29V29H27V27H25V28L21 29V31H20L21 33H18V31H17V33H18L17 35L21 34V37H22L21 40H20V38H19V42H22V40H23V41L26 40V41L28 42L29 39H30V40H31V39L34 40V39H35V36H36V38H37V35H34V36L31 35L32 37H34V39H33L31 36H29V35H30L29 33H30L31 30H29V31H28ZM98 30H100V31H98ZM172 30H175V29H172ZM172 30H171V31H172ZM72 31H71V33H72ZM94 31H93V34L95 33ZM103 31H105V32H103ZM241 31H239V32L242 34ZM34 32H35V31H33V32L31 31V34H34ZM67 32H66V33H67ZM169 32H170V31H169ZM169 32H168V33H169ZM172 32H173V31H172ZM172 32H171V34H172ZM237 32H238V31H237ZM246 32H247V31H245V33H246ZM64 33H65V31H64ZM66 33H65V34H66ZM68 33H69V32H68ZM68 33H67L66 35H69V34H70L71 36H73V33H72V34H71V33L68 34ZM95 34H96V33H95ZM97 34H98V33H97ZM70 35H69V36H70ZM99 35H100V34H99ZM165 35L168 36L169 34H165ZM52 36H53V35H52ZM54 36H55V34H54ZM54 36H53V37H54ZM170 36H173V35H169L168 38H169ZM19 37H20V35H19ZM29 37H31V38H29ZM53 37H52V38H53ZM80 37H81V36H80ZM246 37L248 38V36H246ZM72 38H73V37H72ZM72 38L70 37V40H71ZM76 38H77V37H75V39H76ZM82 38L84 39V37H82ZM82 38H81V39H82ZM166 38H167V37H166ZM168 38H167V39H168ZM38 39H39V36H38ZM38 39H37L36 41H35V40H34V41H29V42H30L29 44L31 45V49H30V50H29V48H28V47H30V46L24 48V44H23V43H27V42L25 41V42H22V43H21L22 45L18 43L19 46H17V48H15L14 51H10V50H8V51H10L11 53H7V54L5 55L6 51H5V53H3L4 50H3L2 53L0 52V55H1V54H4V55H5L4 59H5V58H8V60H7L8 64L5 66V68L7 67V69L9 70V71H7V69H6L7 72H10V73H8V74H10V76H13V77H14V74L16 73V70H19V68H21V66H20V63H21V62L19 63V65L17 64L19 61H21V59H22V60L24 59V60L22 61V63H24V64L27 66V68H29V71H30V72H31V70L33 69V70H32V71H33V72H32L33 74H32V73H31V74L33 75V76H32V77H33V80H34V81L37 80V81H35V82L32 81V80L29 82V80L31 79V76H30L31 74H29L30 72L27 73V74L24 73V76H25V74H26V76H25L24 78H27V76L29 75V76H28V77H29V78H28L29 80L25 79V80L27 81L28 84L31 85L32 82L36 83V84H32L33 87L29 86L28 84H27V85H21V84H22L21 82H24V81H22V80H24V78H23V79H20V81H18L19 86H18L17 83H16L17 87H19V89L21 90V91H20V94L23 93V94H24V97H25V93H24V92H25V91L27 92V90H29V88H33L34 91H31L32 89H30L29 91H31V92H30V93L27 92V95L29 94L30 97L33 98V99H35L36 97H32V95H33L32 93H34L33 96H36V95L38 96V94L41 92V91H40V87H41V86H42V87H43V86H44V87H48V86H51V84H52V88L50 87L51 89H49V90H53V88H56V87H55V83H51V84H49L48 86H46L45 83H44V85H43V82H46V83L48 84V82H49L50 80H49V81H47V80L45 81V79L40 78L39 76H40V75L43 76V75H44V72H46V73L48 72L47 74L45 73L46 76L49 75V73L52 72V76H51V74H50V76H47V77L50 79L51 77H53V76H55V75L57 74L56 71H59V70H60V71L62 72V74L64 73V71L66 72L65 69H66L67 67L64 69V67H65L66 65L69 66V64H72L73 67H75V66H74V63H77L78 59H77V60L75 59V61L73 62V60H74V59H72V58H73V55L75 56L74 58L78 57V56L76 55L77 52H79V51L81 50V48L84 47V44H80L81 41H83V40L78 41V40L76 39V41H78L79 46L81 45L80 49L77 48V50H76L77 52L74 51L75 49L71 50V49L73 48V46H72V47L70 46L71 49H69V50H68V47H66V48L60 47V48H59V46H61L60 44H56V46L59 45V46H58L59 49H58L57 47L55 48V46H54L55 44L53 45L54 47L51 46V44H50L49 47H51V48H49L48 46L44 45V46H45V50H44V46L42 45V49H41V48H40L41 45H39V43H38V42H40V41L42 40V38H41V40H38ZM78 39H79V38H78ZM167 39H166V42H167ZM169 39H170V38H169ZM169 39H168V40H169ZM187 39H188V38H187ZM189 39H190V38H189ZM191 39H192V38H191ZM250 39H251V38H250ZM164 40H165V39H164ZM171 40H173V39H171ZM184 40H185V39H184ZM192 40L194 41V39H192ZM192 40H191V41H192ZM239 40H240V39H239ZM248 40H249V38H248ZM248 40H247V42H248ZM37 41H38V42H37ZM42 41H43V40H42ZM72 41H74V39H72ZM76 41H75V42H76ZM119 41H120V40H119ZM119 41H118V39H117V42H116V40H115V41H112V43L114 42V44L116 45V48H117V49L115 48V46L113 47V44L110 43V42H109L110 44L107 43V46L109 47V45H112L113 48L111 47V50H113V49L118 50L117 45L119 44ZM241 41H243V40H241ZM249 41H250V40H249ZM251 41H252V40H251ZM51 42H53V39H52ZM79 42H80V43H79ZM115 42H116L117 44H116ZM186 42H188V43H187V46H188V45L190 44V43H189L190 41H186V40H185V43H186ZM252 42H253V41H252ZM37 43H38L39 47H37ZM53 43H55V42H53ZM120 43H122V42L120 41ZM167 43L169 44V41H168ZM170 43L173 44L172 41H171ZM185 43H184V41H183L182 44H184V45H182V44H181L182 46L179 45V44H177V45H179V46H181V47L183 48V46L185 47V45H186ZM192 43H193V42H192ZM250 43H251V42H250ZM29 44L27 43V45H29ZM40 44H43V43L40 42ZM193 44H194V43H193ZM196 44H197V43H196ZM120 45H121V44H120ZM122 45H123V44H122ZM177 45H175V46L177 47ZM197 45H198V44H197ZM197 45H196V46H197ZM76 46H78V45H76ZM79 46H78V47H79ZM254 46H255V45H254ZM70 47H69V48H70ZM86 47H87V46H86ZM86 47H84V48H82V49H85ZM161 47H162V46H161ZM181 47H179L178 49L181 50ZM192 47H195V45H194V46H191V48H192ZM199 47H201V46H199ZM199 47H196V49L199 48ZM23 48H24V50H25L26 48H28V51H30V52L27 51L26 54L24 53L25 55L23 54L24 56H23V58H22L21 56H22V53H23V52H22ZM47 48H49L50 50H48ZM54 48H55V49H54ZM62 48H63V49H62ZM157 48H159V47H157ZM157 48H156V49H157ZM186 48H188V49H186ZM186 48H185V49H186L185 51L189 50L190 45H189L188 47H186ZM191 48H190V49H191ZM254 48H255V47H254ZM256 48H257V47H256ZM34 49H35V51L38 49V50H37V51H38V54L34 51ZM39 49H41V51L44 52L45 55H46V53L49 54V57H47V56H45L44 54L40 53ZM46 49H47V52H46ZM61 49H62V50H61ZM65 49L68 51V53L65 51ZM86 49H87V48H86ZM86 49H85V51H83V50H82V52L80 51V52L82 53V55H83V52H84V55L90 54V53H89L90 50L88 51V49H87V51H86ZM119 49L122 50L121 46H119ZM124 49H125V48H123V51H121V53L119 52V50L117 51V54H118V55H119V54H122V55H120V56H117V55H116L118 58H121V60H122V59L124 58V56H125V54H124L123 52H126V50H124ZM183 49H184V48H183ZM183 49H182V50H183ZM196 49H195V50H196ZM11 50H12V49H11ZM24 50H23V51H24ZM59 50H60V51H59ZM63 50H64L67 54H71V52H69L70 50L73 52L72 57H71V56L69 57L70 59H72V62H73V63H68V64H66V63L68 62V60L65 61V60L67 59V57H66L67 55H65L66 59H65V57H64V61H63V56H64V55H61V54H60L61 57H59V56H60L59 53H61V51H63ZM78 50H79V51H78ZM116 50H115V51H116ZM157 50H159V49H157ZM160 50H161V49H160ZM180 50H179V51H180ZM256 50H257V49H256ZM258 50H259V47H258ZM8 51H7V52H8ZM115 51H114V52H115ZM232 51H233V50H232ZM259 51L262 52V55H260L261 52H259ZM259 51H257V52H259L260 57L264 56L263 51H262V50H259ZM74 52H75V53H74ZM80 52L78 53V55L81 54ZM196 52H197V51H196ZM200 52H202V51H200ZM234 52H235V51H234ZM35 53H36V54H35ZM39 53H40V54H39ZM85 53H87V54H85ZM115 53H116V52H115ZM180 53H181V52H180ZM184 53H185V52H184ZM184 53L180 54V55H182L181 58L183 57L184 61H185V58H186V57L184 58L185 55H186V56H189L190 58L192 57V56H190V54L192 55V53H190L189 55H187V54L189 53V51H188V53L186 52L187 54H184ZM194 53H195V52H194ZM63 54H65V53L63 52ZM204 54H205V51H204ZM226 54H227V53H226ZM229 54L231 55V53H229ZM229 54H227V56H228ZM257 54H258V53H257ZM57 55H58V56H57ZM82 55H79V59H80V57H82ZM137 55H138V53H137ZM180 55H179V56H180ZM193 55H194V54H193ZM195 55L197 56V54H195ZM198 55H200V54H198ZM236 55H237V54H235V56H236ZM43 56H45V57L48 58V59H46V58L44 59ZM68 56H69V55H68ZM122 56H123V57H122ZM135 56H136V55H135ZM141 56H142V55H140V56H138V57L140 58ZM207 56H208V55H207ZM227 56H225V58H227ZM235 56H234V54H233V56L231 55L232 59H234L233 57H235ZM0 57H2V56H0ZM9 57H11V59H10L11 61L9 60ZM19 57H21V58H19ZM53 57H54V58L56 57L55 59H57L58 57H59L60 59L62 58V61H63L62 64H66V65L63 66L62 64H60V63H61L60 61H58L59 63H57V61H55V59H53ZM125 57H126V56H125ZM150 57H152V53H151V56H150ZM150 57H149V58H150ZM189 57H188V58H189ZM229 57H230V56H229ZM236 57H237V56H236ZM18 58H19L20 60L17 62L16 59H18ZM69 58H68V59H69ZM92 58H93V56L91 57V59H92ZM96 58H97V57H96ZM96 58H93V60H94L95 62H96V60L98 59V58H97V59H96ZM192 58H193V57H192ZM192 58H191L190 60H188V61L193 60ZM225 58H224V59H225ZM262 58H264V57H262ZM141 59H142V58H141ZM141 59H140V60H141ZM146 59H147V58H146ZM146 59H145V60H146ZM179 59H180V57H179ZM183 59H180V60H183ZM227 59H228V58H227ZM235 59H236V58H235ZM93 60H92V61H93ZM117 60H118V59H117ZM121 60H119V61L116 62V63H117V67L120 66V65L122 64L121 62H123V64H125L126 66H125V67H124L123 65H121V66H122L123 68L126 69L128 63H125V62H124L125 59L122 60V61H121ZM142 60H143V59H142ZM186 60H187V58H186ZM261 60H263V59H261ZM3 61H4V60H3V58H2V62H3ZM15 61H16L17 63H16ZM35 61H36V62H35ZM52 61H53V62H56V63H55L56 65L52 64V63H53ZM92 61H91V62H92ZM115 61H116V58H115L114 62H115ZM146 61H147V60H146ZM4 62H6V60H5ZM4 62H3V63H4ZM7 62H6V63H7ZM64 62H66V63H64ZM69 62H71V61H69ZM95 62H93V64H92L94 67L96 66V64L99 66L98 63H101V64L103 63V62H99V60H97L98 63L96 62V64H95ZM118 62H120V63H118ZM152 62H153V61H152ZM181 62H182V63H181ZM263 62H264V61H263ZM155 63H156V62H155ZM155 63H154V65H153V63H151V64H152L153 66H156V67L159 66L158 68H161V66H162V67L165 66L164 68H167V66H169V65H163L164 62L162 63V65L158 64V66H157V63H158V62H157L156 64H155ZM179 63H181V64L183 65V61H179ZM184 63L187 64L186 61H185ZM188 63H189V62H188ZM193 63H194V61H193ZM193 63L191 62V64H190V63H189V64L192 65ZM230 63H231V62H229V64H230ZM4 64H5V63H4ZM24 64H23V66H25ZM27 64H28V65H27ZM30 64H31V66H33L34 68L31 69V67H28ZM32 64H33V65H32ZM94 64H95V65H94ZM118 64H119V65H118ZM164 64H166V63H164ZM185 64H184V67H183L182 65H180V66H179V69H178V71H177L176 73L174 72L175 69H174L173 71H171V72H174V74L177 75V76H178V74H179L180 76H183L184 73H185V74H186V78H189L190 76H193V75L196 76V74L198 73V70L196 69V66H195V67L193 66L194 68H193L192 66H190V65L188 66V67H191L192 70H193V69L196 70V71H195V70L192 71V70H190L191 68H190V69L187 68V67H186L187 65H185ZM194 64H195V63H194ZM194 64H193V65H194ZM229 64H228V65H229ZM243 64H245V66L248 67L247 64L243 61V62L241 63V65H242L241 68H240V65H239L238 67L235 68L236 70L233 69L231 72H233V73L235 72L234 74H236V72H237V73L239 72V73H238L239 75L237 74V77H239V76L242 77L241 75H244V73L246 74V71H247V68L244 67ZM52 65H54V66H52ZM72 65L69 66V67H72ZM75 65H76V64H75ZM112 65H114L113 62L111 63V66H112ZM226 65H227V61H226ZM19 66H20V67H19ZM23 66H22V67H23ZM26 66H25V67H26ZM98 66H97V67H98ZM121 66L118 67V68L121 69V68H122ZM181 66H182L183 68H182ZM17 67H19V68L17 69ZM25 67H24V68H25ZM114 67H115V68H114ZM117 67H116V64H115V66H113L112 68L115 70ZM171 67H172V66H171ZM180 67L182 68V70L185 69V71L183 70L184 73H182V71L180 70ZM27 68H26L25 71L28 70ZM118 68H117V69H118ZM237 68H238V69H237ZM44 69H45V70H44ZM51 69H52V70H51ZM54 69H56V71H53ZM70 69H71V68H70ZM120 69H118L117 72H119ZM168 69H169V70H168ZM170 69L172 70V68H169V67H168L167 70H166V72H164V70H163V72L166 74L165 76H168L167 74H170V72H169ZM218 69H219V68H218ZM218 69H217V70H218ZM239 69H240L242 72H244V73L241 74L240 71H239ZM20 70H21V69H20ZM47 70H48V71H47ZM67 70H68V69H67ZM159 70H160V69H159ZM179 70H180L181 73H178ZM214 70H215V69H214ZM214 70H213L212 76L215 74V72H217L216 70H215V72H214ZM219 70H220V69H219ZM219 70H218V71H219ZM234 70H235V71H234ZM237 70H238V71H237ZM21 71L24 72L23 70H21ZM21 71H20V72H21ZM123 71H124V69H123ZM125 71H126V70H125ZM125 71H124V72H125ZM156 71H157V69H156ZM167 71H168L169 73H168ZM175 71H176V70H175ZM221 71H222V70H221ZM221 71H219V72L216 73V74L219 75ZM27 72H28V71H27ZM150 72H151V71H150ZM150 72H149V74L152 73V72H151V73H150ZM186 72H187V73H186ZM223 72H224V71H223ZM258 72L260 73V71H258ZM258 72H256L257 75H258ZM261 72H262V71H261ZM53 73H55V75H53ZM119 73H121V72H119ZM156 73L158 74V72H156ZM156 73H155V74H156ZM194 73H196V74H194ZM202 73H203V72H202ZM210 73H211V72H210ZM20 74H21V73L18 72V74H15V75H16L15 77H17V75L19 76ZM60 74H61V73H59V77H60ZM115 74H116V73H115ZM117 74H118V73H117ZM157 74H156V75H157ZM161 74H162V69H161ZM174 74H173V75H174ZM181 74H182V75H181ZM240 74H241V75H240ZM263 74H264V73H263ZM263 74H259V76H260L261 78H263V76H262ZM21 75H23V73H22ZM45 75H44V76H45ZM175 75H174V76H175ZM188 75H190V76L188 77ZM198 75H200V74L198 73ZM201 75H202V74H201ZM209 75H210V74H209ZM257 75H256V76H257ZM56 76H58V75H56ZM56 76H55V77H56ZM86 76H87V75H85V76L82 78V80L86 81V80H85V79H86V78H85ZM96 76H98V75H96ZM125 76H126V75H125ZM151 76H153V74H152ZM159 76H160V75H159ZM171 76H172V74H171ZM171 76H169V77H171ZM212 76L210 75L211 78H213V77H216L217 79L219 78L217 75H214L213 77H212ZM219 76L222 77V74H220ZM234 76H235V75H234ZM8 77H9V76H8ZM8 77H6V79H8ZM19 77H20V76H19ZM19 77H18V79H19ZM47 77H46V78H47ZM55 77H53V78H55ZM172 77H173V76H172ZM196 77H197V76H196ZM200 77H201V76H200ZM200 77H199V78L197 77L198 80L200 79ZM203 77H204V79H205L206 75H204V76L202 75L201 78H203ZM208 77H209V76H207L206 78H208ZM240 77H239V79H241ZM20 78H22V76H21ZM34 78H35V79H34ZM48 78H47V79H48ZM57 78H58V77H57ZM57 78H55V79H53V80H57ZM164 78H165V77H164ZM176 78L179 79L180 77L178 76V77H176ZM183 78H184V77H183ZM186 78H184V79L180 78V79H181V81H182V80H183V81L187 80V82H188L189 80H191V79H186ZM192 78H194V79H195V82H197V81H196L197 78H195L194 76H193ZM6 79H5V81H3V82H5V83L2 84V86H1V87H2V90H3L4 85H6V83H7V80H6ZM10 79L12 80V78H10ZM10 79H8V80H9L8 83H10V81H11ZM15 79H16V78H15ZM15 79H14V81H13L14 83H15ZM18 79H16V80H18ZM39 79H40V81H39ZM42 79H43V81H42ZM51 79H52V78H51ZM204 79H203V81L206 83V81H208V79H205L206 81H205ZM213 79H215V78H213ZM82 80H81L80 82H83V83H84V81H82ZM219 80H220V78L218 79V83H219ZM183 81H182V82H183ZM191 81H192V80H191ZM201 81H202V80H201ZM201 81H200V82H197V86H198L197 89H199V86L202 84L203 87H201V86H200V87H201V91H202V89H204L203 92H202V93H204V92H205V86H206V84H203V81H202V82H201ZM216 81H217V80H216ZM13 82H12V83H13ZM56 82L58 83V82H61V81L57 80ZM185 82H186V81H185ZM14 83H13V86H14ZM20 83H21V84H20ZM24 83H25V82H24ZM49 83H50V82H49ZM83 83H81V84H80V83H77V84H79V86H80V85L82 86ZM188 83H190V82H188ZM193 83H194V81H193ZM218 83H217V84H218ZM41 84H42V85H41ZM53 84H54V86H53ZM65 84H66V85H65ZM67 84L69 85V81L64 82V85H63V83L61 82V85H58V86H60L61 89L65 86V89H66V88H67ZM85 84H87V82H85ZM85 84H84L83 86H85ZM194 84H195V83H194ZM261 84H262V83H261ZM16 85H15V86H16ZM20 85H21V86H20ZM195 85H196V84H195ZM215 85H216V83H215ZM27 86H28V87H27ZM56 86H57V84H56ZM62 86H63V87H62ZM69 86H71V85H69ZM69 86H68V87H69ZM86 86H87V85H86ZM7 87H8V85H7ZM38 87H39V89H38V93H37V91H35V90H37ZM42 87H41V90H43ZM192 87H194V86H192ZM195 87H196V86H195ZM195 87H194V88H195ZM216 87H220V86H217V85H216ZM221 87H222V86H221ZM221 87H220V88H221ZM223 87H224V86H223ZM5 88H6V87H5ZM8 88H11V85H9ZM58 88H59V87H58ZM15 89H16V88H15ZM17 89H18V88H17ZM65 89H64V90H65ZM207 89L209 90V88H207ZM213 89H214V88H212V90H213ZM216 89H217V88H216ZM250 89H252V90H250ZM250 89L248 88L247 91H249V94H250V92L253 93L254 96H253L252 94H250V95H252L254 98L257 99V100H254L255 104H257V102H259L260 98H262L264 94H263V92L261 93V91H260V87H259V89H258V87H256V89H255V87H254V88H250ZM8 90H9V89H8ZM11 90H13V89H10V91H7V92H9V95H10L12 98H15V97H17V96H20V98L23 97V94H22V97H21V95H18L17 92H18L19 90H16V91H17L16 93L12 91L13 94H14V93L17 94V96L14 95V97H13V96H12L13 94L11 95V93H10ZM66 90H67V89H66ZM199 90H200V89H199ZM199 90H198V92H197V90H196L197 94H198V93H199V94L201 93V92H199ZM210 90H211V89H210ZM212 90L209 91V92H210V95L213 94V93L215 92V90H214V92L211 93ZM220 90H221V89H220ZM223 90H224V89H223ZM223 90H221V91H223ZM39 91H40V92H39ZM53 91L56 92V91H57V88H56L55 90H53ZM227 91H228V90H227ZM7 92H6V93H7ZM35 92H36V94H35ZM194 92H195V90H194ZM223 92H224V94H225V93H226V89H225V91H223ZM6 93H5V94H6ZM52 93H53V92H51L50 94L53 95ZM205 93H206V92H205ZM205 93H204V94H205ZM215 93H216V92H215ZM215 93L213 94L214 96H215ZM220 93H222V92H219V94H218V92H217V95H216L217 98H216V100H220V101L222 102V101H223L222 99L225 98V97H224L223 93L221 94V95H223V96H221ZM5 94H4V96H5ZM29 95H28V96H29ZM39 95H40V94H39ZM195 95H196V94H195ZM202 95H203V94H202ZM219 95H220V96H219ZM226 95H228V92L226 93ZM4 96H3V98H4ZM28 96H27V97H28ZM193 96H194V94H193ZM211 96H212V95H211ZM218 96L220 97V99H219ZM6 97H7V94H6ZM11 97H7V98H11ZM24 97H23V98H24ZM27 97H26V99H27ZM7 98H6V101H4V99H3V102H4V103L2 102L3 105L0 103V104H1L0 106H4V107H5V106L7 105V103H8L9 101H11V100L9 99L8 102H7ZM12 98H11V99H12ZM28 98H29V97H28ZM31 98H30V100H31ZM39 98H40V97H39ZM263 98H264V97H263ZM16 99H17V98H16ZM226 99H228V102H230V100H231V99H234V98L229 97V98H226ZM229 99H230V100H229ZM258 99H259V100H258ZM1 100H2V99H0V101H1ZM17 100H18V99H17ZM21 100H22L21 103H23L22 105L24 106V101H23V99H21ZM24 100H25V99H24ZM38 100H40V99H38ZM234 100H236V99H234ZM234 100H232V101H234ZM241 100H242V99H241ZM241 100L239 99V101H241ZM13 101H14V100L12 99L11 104L13 103ZM18 101H20V100H18ZM18 101H14V102L16 103V102H18ZM27 101H28V100H27ZM27 101H26V102H27ZM36 101H37V100H36ZM36 101H34V100H33L32 102L29 101L30 103H29V102H28V103H25L26 105H25L24 107L27 108L26 106H29L30 104L32 105V103H34L33 106L36 105V104L38 105V102H36ZM220 101L218 102V104H219V106L221 105V106H220L221 108L224 107V108L226 109V112H227L228 110H231V113H230V112H227V115H228V116H225V117H224V114L222 115V113H221V116H222V117L219 115V113H218V114L215 113V112H214V114H213V113H212V114L208 113V112L211 111V110L213 111V109L211 108L210 105H209V108H211V110H210L209 108H208V110H206L207 107H208V105H207L206 109L204 108V111H203L202 113H203L204 115H205V113L208 114V116H207V115H206V116L209 117V120L212 119V120L210 121L211 124L213 123L212 121L214 120V121L216 122V124H217V123L219 124V122H220V123L223 125V126L220 125V127H224V128H223L224 130H222V128H221V129L219 128L220 130L218 129L220 132H221V130L223 131V134H224L225 132H226V133L230 132V133L228 134V136H227V134L225 133V135H226L225 137H229V135H230L231 138L234 137V136H235L234 138H236V137H237L236 134H238V133H236V132L233 133V131L236 130V127H240V125H239V126H235V124H236L235 122L238 121V120H237V121L234 120V115H235V117L237 116V115H236L237 112H236V110H234L235 107L229 109L228 107H225V105H227V104H229V103H227V104H225V105L223 106V104L226 103L227 100H225L224 103H221ZM256 101H257V102H256ZM35 102H36V103H35ZM213 102H216V101L214 100ZM213 102H211V103H213ZM234 102H236V101H234ZM237 102H238V101H237ZM5 103H6V104H5ZM18 103H20V102H18ZM232 103H233V102H231V105H233ZM243 103H244V102H243ZM251 103H252V102H251ZM4 104H5V105H4ZM27 104H28V105H27ZM92 104H93V103H92ZM240 104H242V102H240ZM247 104H248V103H247ZM253 104H254V103H253ZM255 104H254V106H255ZM12 105H13V104H12ZM12 105H9V104H8V107H7V108L5 107V109L10 108V109L14 110V109L11 107ZM95 105H96V107H94ZM211 105H213L214 107L217 106L216 109H217V108H220V107L217 105V103H216V104L213 103V104H211ZM231 105H230V106H231ZM234 105L236 106L235 103H234ZM234 105H233V106H234ZM242 105H244V107H246L245 104H242ZM242 105H241V106H242ZM251 105H252V104H251ZM89 106H90V105H89ZM98 106H99V103H98V104H94L92 107L95 108V110H96L97 112H94V111H95V110H94L93 112H90V113H96V116H97V114L100 116L101 113H100V114L98 113V110H99V107H98ZM203 106L205 107L206 105H203ZM203 106H200V107H199L200 109H198V111L201 110V107H203ZM248 106H250V105L248 104ZM92 107L90 106V109H91ZM214 107H213V108H214ZM256 107H257V109H260V108H261V107L258 106V105H256ZM259 107H260V108H259ZM32 108H34V107H32ZM93 108H92V110H93ZM96 108H97V109H96ZM100 108H102L101 105H100ZM10 109H9V110H10ZM34 109H35L34 112H32L33 110L31 111V109H29L30 112H28V108H27V111L24 110V109H22L21 111H22L23 113H24L25 111L29 113V115H28V113L25 114L26 112L24 113V115L26 116V119H27V116H29V117L31 116V120H30V118L28 117L29 120L27 119L26 121H28V122L32 121V122H35V124H37L35 120H38L39 117H40L39 115H41V114L38 113V110H36L37 108H34ZM216 109H215V110H216ZM232 109H233V110H232ZM0 110H2V107H1ZM23 110H24V111H23ZM100 110H101V109H100ZM100 110H99V112H101ZM172 110H173V108H172ZM202 110H203V109H202ZM3 111H4V109H3ZM3 111H2V112H3ZM21 111H19V114H21V113H20ZM35 111H36V112H35ZM85 111H86V110H85ZM6 112H7V110L5 111V113H6ZM65 112H66V111H65ZM65 112H64L63 114H65ZM172 112L175 114V111H172ZM199 112H200V111H199ZM219 112H220V111H219ZM233 112H234V114H232ZM235 112H236V113H235ZM5 113L3 112V115H4ZM31 113H32V115H30ZM36 113L38 114L39 117L36 115ZM85 113H86V112H85ZM14 114H15V116H16L18 113H16V111H15ZM86 114L89 115L90 118H91V116H92V117L95 116L94 114H93V115H92V114H89V112H87ZM86 114H83V115H86ZM176 114L178 115L179 113H176ZM215 114H217V115L220 116L221 118H220V117H217V115H215ZM229 114H230V115H229ZM0 115H1V111H0ZM3 115H2V116H3ZM21 115H23V114H21ZM21 115H19L18 117H20V118L23 117V116H21ZM90 115H91V116H90ZM179 115H181V114H179ZM179 115H178L177 117H176L175 115H174V116H175V118H178V117H179V119L181 120V117H180ZM225 115H226V114H225ZM2 116H1V117H2ZM35 116H36V117H35ZM66 116H67V115H66ZM66 116H65V118H64V115H63V118L65 119V121H66V119H67V121H68V118H67ZM96 116H95L94 118H96ZM99 116H98V117H99ZM169 116L171 117L170 114H169ZM169 116H168L167 118H170ZM206 116H205V118H206ZM1 117H0V118H1ZM16 117H17V116H16ZM16 117H15V118H16ZM18 117H17V118H18ZM37 117H38V119H36ZM172 117H173V115H172ZM20 118H18L17 120H19ZM24 118H25V117H24ZM24 118L21 120L22 122H24V121H23ZM63 118H62V119H63ZM167 118H165V119H167ZM175 118H174V119H175ZM205 118H204V119H205ZM64 119H63V122L65 123ZM235 119H237V118H235ZM14 120H15V119H14ZM170 120L173 121V118H170ZM170 120H168V119H167V121L165 120L166 124L164 123L163 126L160 125L161 127H159V129H160L161 131H160L159 129H158V130H159L160 132L165 131L164 133H166V131H167L166 129H167V128L169 129V127H167L166 125H168L167 122H170ZM175 120H178V119H175ZM175 120H174V121H175ZM180 120H178V121H180ZM209 120H208V121L205 120V121H207L208 124H210V123H209ZM1 121H3V120H1ZM178 121H177V122H178ZM15 122H16V121H15ZM15 122H14V123H15ZM22 122L17 121L15 124H18V123L20 124V123H22ZM28 122H27V123H28ZM32 122H31V125L29 124L30 126L27 125V124H25L26 122L23 123V124H24V127L22 126V124H20V125H19L20 129H18V131L21 130V128H22V129H23V130H22L23 133L20 132V131H19V132H20L21 134L24 135V134H25V127H26V131H27L26 134H30V131H32L31 129L34 128V127H35V129H33L32 132H35V133L38 132V131H40V130L42 129V128L40 127L41 125H40V126L38 125L39 127L36 128L37 126H36V125H33ZM61 122H62V121H61ZM63 122H62V124H63ZM163 122H164V121H163ZM177 122L175 121L174 124L177 123ZM140 123H142V122H140ZM178 123H179V122H178ZM234 123H235V124H234ZM237 123H238V122H237ZM62 124H60V125H58V126H62ZM174 124H173V122H172V125H171V123H170L169 125H171L170 127L173 128ZM233 124H234V125H233ZM238 124H239V123H238ZM238 124H236V125H238ZM263 124H264V122H263L262 124H260V125L263 126ZM25 125H26V126H25ZM145 125H146V123H145ZM145 125H144V122H143V126H145ZM175 125H176V124H175ZM186 125H187V124H186ZM260 125H259V127H261ZM16 126H17V125H16ZM21 126H22V127H21ZM28 126H29L30 128H28ZM31 126H33V127L31 128ZM143 126H142V127H143ZM188 126H189V124H188ZM206 126H207V125H206ZM210 126H211V125H210ZM212 126H213V124H212ZM218 126H219V125H218ZM232 126H234L235 129H233ZM162 127H163V129H161ZM166 127H167V128H166ZM189 127H190V126H189ZM215 127H216V126H215ZM215 127H213V128H215ZM17 128H18V127H17ZM40 128H41V129H40ZM74 128H75V127H73V129H74ZM140 128H141V126H140ZM143 128H145V127H143ZM210 128L212 129V127H210ZM29 129H30V131H29ZM36 129H37V131H36ZM38 129H39V130H38ZM66 129H67V128H66ZM69 129H70V133H71V134L69 133ZM164 129H165V130H164ZM205 129H206V128H205ZM229 129H230V131H229ZM232 129H233V130H232ZM261 129H262V130H261ZM64 130H65V129H64ZM67 130H68V131H66V132L64 131V132L62 133L63 135H62V134H61V135H62V137H63L64 134H67V132H68V133H69L68 135H69L72 139L69 138V136H67V135H65V136H67L69 139H71V141H72V140L74 141V137H72L71 135L74 136V134H75V136H77V138H75V139H78L79 136L81 135V132H80V131H81V128H79V127H78V128L76 127L75 130H72V128H68ZM77 130H80V131H79L80 133L78 132V134H77ZM140 130H141V129H140ZM140 130H138L139 132H137V135H136V136H137V138H136L137 142H136V141H135L134 143L132 142L133 144H128V143H126L125 146H124V147L126 148V150H124V148H123V150H124L125 152L121 149V151H123V153H121V152H120V153L123 154V155H120V159H119V161H117V162L115 161V163H117V164H116L117 166L113 164V165H114V168H115V167H121V164H122V163H123V165H124V164H125V165L127 164L128 167L130 166V162H129V161H132V160L129 159V158H128V159H125V158L129 157L128 155H130V153H131L134 149L137 148V146L135 147L134 144L138 143V144H139L138 146H140V143H141V139H140V138H141V137L143 138V135H144L143 131H144L145 129H142V132H141ZM206 130H207L206 132H205L204 130H203V131H204L205 134L207 135L208 140H209V137L211 136L209 141H210V142H213V140H215V139L212 140V137L215 138V135L212 136V134H210V133H211V132L213 133L215 130L212 129V131H210L209 126H208V129H206ZM216 130H217V129H216ZM259 130H260V131H259ZM28 131H29V133H28ZM71 131H73V132H71ZM219 131H218V132H219ZM224 131H225V132H224ZM231 131H232V133H231ZM236 131H237V130H236ZM40 132H41V131H40ZM40 132H38V133L40 134ZM43 132H46V131L43 130ZM43 132H42V134H40V136H41V135L44 136V133H43ZM201 132H202V131H201ZM258 132H259V133H258ZM20 133H19V134H20ZM72 133H73V134H72ZM141 133H143V135H142ZM189 133H190V132H189ZM202 133H203V132H202ZM214 133H215V132H214ZM216 133H217V131H216ZM216 133H215V134H216ZM254 133H256V132H254ZM257 133H258L257 135H255V134H251V135H253V136H251V137L248 138V139L246 138L247 135H246L245 137H244V135H241V136L239 135V136L241 137V140H242V138L244 137V138H246V139H244V140H246V141L243 140V141L240 142V143H241V147H242V144H243V147H244V148H243V147H242V149H241V148H238V149H236L235 151H236L238 154H240V155H241L242 153H244L243 151H246V150H248V152H250V153L247 152L248 154L246 153V155L243 154V155H245V156H243V155H241V156L239 155V156H238V154L235 155L236 157L238 156L237 158L240 157L239 159H242L241 162L243 161V158H244L245 162L247 161L248 156L250 157L251 151L254 150V152H252V153H255V152H256V151H255V148L257 149V147H260V146H261L259 142H262L261 144H264V127H263V128L261 127L260 129H258V130H257ZM166 134H168V133H166ZM187 134H188V133H187ZM187 134H186V136H187ZM205 134H203L202 137H204ZM218 134H219V133H218ZM218 134H216V135H218ZM223 134H222V132L220 133V135H223ZM233 134H234V135H233ZM61 135H60V136H61ZM78 135H79V136H78ZM188 135H189V134H188ZM220 135H219V136H220ZM231 135H232V136H231ZM65 136H64V137H65ZM162 136H163L162 138H165L164 135H162ZM165 136H166V135H165ZM219 136H218V138H219ZM223 136H224V135H223ZM242 136H243V137H242ZM67 137H66V139H67ZM167 137H168V136H167ZM188 137H189V136H187L186 138L188 139ZM240 137H237L236 139L239 138L238 140L240 141ZM247 137H249V136H247ZM54 138H56V137H54ZM144 138H145V137H144ZM162 138H161V139H162ZM186 138H185V136H184V139H186ZM204 138H206V137H204ZM234 138H232L233 141L236 140V139H234ZM0 139H1V138H0ZM81 139H82V138H80V139H78V140H81ZM168 139H170V138L168 137ZM202 139H203V138H202ZM67 140H68V139H67ZM139 140H140V141H139ZM162 140H165V139H162ZM188 140H190V139H188ZM203 140H204V139H203ZM205 140H206V139H205ZM205 140H204V142H206ZM211 140H212V141H211ZM71 141H70V142H71ZM164 142H165V141H164ZM164 142H163V143H164ZM236 142H238V141L236 140L235 143H236ZM242 142H243V143H242ZM0 143H2V142H0ZM130 143H131V142H130ZM214 143H215V142H214ZM214 143H213V145H214ZM231 143H232V140H231ZM233 143H234V142H233ZM235 143H234L233 146H235L236 144L238 145L239 142L236 143V144H235ZM258 143H259V144H258ZM4 144H6V143H4ZM207 144H208V141L206 142V145H207ZM211 144H212V143H210V145H211ZM216 144H217V143H216ZM256 144H257L258 146H257ZM126 145H129V146H126ZM133 145H134V149L131 150V151H129L130 149H132V147H131V148H129V147H130V146H133ZM210 145H209V147H210ZM29 146H30V145H29ZM29 146H28L27 148H29ZM175 146H176V145H175ZM175 146H174V148H175ZM214 146L216 147V145H214ZM231 146H232V145H231ZM239 146H240V145H239ZM167 147H168V146H167ZM169 147H170V148H169ZM169 147H168V148L171 150V147H172V146L169 145ZM190 147L192 148V146H190ZM211 147H213V146H211ZM236 147H237V146H236ZM262 147L264 148V145H262ZM2 148H3V145H2ZM2 148L0 149L1 152H2ZM27 148L25 149L26 151H27ZM168 148H167V149H168ZM172 148H173V147H172ZM176 148L178 149L177 146H176ZM179 148H180V147H179ZM191 148H189V149H191ZM195 148H196V147H195ZM202 148H203V147H201V149H202ZM206 148H208V147H206ZM233 148H234V147H233ZM233 148L231 147V149H233ZM263 148H262V149L259 148V151H258V154H259V155H258V158H259V156L261 157V159L263 158L262 161L264 160V155H263V154H264V153H263V152H264V149H263ZM3 149H4V148H3ZM141 149H142V148H141ZM197 149H199V148L197 147ZM197 149L194 150V153L192 152L193 149H192V151L187 150V151H188L187 154H188L189 152H191V153H189L188 156H190V155H192V156H196V154H197L198 157H200V156H201V157H204V156L202 155V152L205 151V154H206V150H207V149L204 148L203 151H201V150L199 149L198 153L195 154V151L197 152ZM210 149H212V148H210ZM210 149H209V150H210ZM239 149H241V150H243V151H239V152H238ZM244 149H246V150H244ZM25 150H24V151H25ZM138 150H140L139 147H138ZM170 150H168V152H169ZM214 150H215V149H214ZM216 150H218V149H216ZM257 150H258V149H257ZM261 150H262V152H260ZM3 151H5V149H4ZM26 151H25V152H26ZM180 151H181V150H180ZM211 151H213V150H211ZM222 151H223V150H221V152H222ZM27 152L29 153V150H28ZM27 152H26L25 154H27ZM128 152H130V153L128 154ZM175 152H176L175 150H174V152H173V151L171 152V154H173V155H172L173 158H174V156H175V158L177 157V155H174ZM218 152H219L220 154L224 153V151H223L222 153H221L220 151H218ZM241 152H242V153H241ZM259 152H260V153H259ZM2 153H4V152H2ZM2 153H1V155L7 158V155H6L7 152H5L6 154L4 153L5 155L2 154ZM165 153H167V152H166V149H165L164 154H165ZM192 153H193V154H192ZM203 153H204V152H203ZM214 153H217V152L215 151ZM233 153H234V152H233ZM262 153H263V154H262ZM169 154H170V153H169ZM169 154L167 153V155H169ZM175 154H176V153H175ZM177 154H178V152H177ZM187 154H186V156H187ZM198 154H199L200 156H199ZM220 154H219V156H220ZM224 154H225V153H224ZM235 154H236V153H235ZM261 154H262L263 156H262ZM167 155H166V156H167ZM227 155H228V154H227ZM252 155H253V154H251V157H252ZM256 155H257V154H256ZM121 156H122V157H121ZM125 156H126V157H125ZM169 156L172 158L171 155H169ZM186 156H184V157H186ZM205 156H206V155H205ZM230 156H231V155H230ZM230 156H229V157H230ZM0 157H1V156H0ZM124 157H125V158H124ZM167 157H168V156H167ZM179 157H181V156L178 155V157H177L176 159H178ZM220 157H221V156H220ZM223 157L225 158L224 155H223ZM223 157H221V158H223ZM229 157H227V159H228ZM231 157H233L234 160L236 159L234 156H231ZM162 158H163V159H162ZM165 158H166V157H165ZM171 158H166V159H164V157H161V160H162V161L164 160L165 162H167V161H168V162H171V161L175 162V161H176L175 158H174L175 161L173 160V158H172V159H171ZM224 158H223V160H222V163L220 162L221 165H218V164H219V161H218V164L216 163L217 166H220V167L217 168V171H218V169L223 168V167L225 166L226 163H228V162H229V163H230V162L233 163V159H232L231 161H228L229 159H228V160L225 159V160H227V161H226V163L224 164V162H225V161H224ZM245 158H247V159H245ZM252 158H253V157H252ZM3 159H4V158H3ZM7 159H8V158H7ZM169 159H170L171 161H169ZM203 159H204V158H203ZM249 159H251V158H249ZM261 159H259L258 161H260ZM0 160H1V159H0ZM116 160H117V159H116ZM124 160H125V162H123ZM126 160H129V161H126ZM159 160H160V157H159ZM159 160H158V161H159ZM181 160H182V158H180V161H181ZM237 160H238V159H237ZM237 160H236V161H237ZM178 161H179V159H178ZM178 161H177V162H178ZM180 161L178 162L179 164L181 163ZM220 161H221V159H220ZM238 161H239V160H238ZM2 162H3V161L1 160V161H0V164H2ZM118 162H119V163H118ZM127 162H129V164H128ZM173 162L169 163L168 165H170V167H171V166L174 167L173 165L176 164V163L173 164ZM248 162H249V161H248ZM248 162L244 163V161H243L242 163H240V165H243V166H244V164H245V165H246V164H249ZM120 163H121V164H120ZM133 163H134V161H133ZM133 163H132V166H133ZM162 163H163V162H162ZM178 163H177V164H178ZM229 163L227 164V166H228V165H231V164H229ZM234 163H235V161H234ZM234 163H233V164H234ZM236 163H237V162H236ZM135 164L137 165L138 163H135ZM159 164H160V163H159ZM164 164H165V163H164ZM222 164H223V165H222ZM233 164H232V166L236 165V164H234V165H233ZM166 165H167V164H165V166H166ZM168 165H167V166H168ZM213 165H215V164H213ZM249 165H250V164H249ZM127 166H126V168H127L126 170H128V167H127ZM132 166H131V167H132ZM137 166H138V165H137ZM167 166H166V167H167ZM227 166H225V167L227 168ZM237 166L239 167L238 164H237ZM26 167H27V166H25L24 169L22 168V169H19V170H24V173L26 172V175H27V174H28V173H27V171H28L27 168H29V166H28L27 168H26ZM36 167H37V166H36ZM131 167H130V168H131ZM133 167H136V166L134 165ZM133 167H132V170H133V169H135V170L137 169V167H136V168H133ZM175 167H176V166H175ZM213 167H214V166H213ZM230 167H231V166H230ZM240 167H241V166H240ZM244 167H246V166H244ZM37 168H38V167H37ZM40 168H41V167H40ZM40 168H39V171H41V172H42L43 170H45V169H43L44 166H43L41 169H40ZM130 168H129V169H130ZM168 168H169V167H168ZM168 168H167V169H168ZM228 168H229V167H228ZM233 168H234V167H233ZM236 168H237V167H236ZM247 168H248V167H247ZM26 169H27V170H26ZM123 169H124V171H125V168L122 166V170H120V171L118 170V172L123 173V172H124ZM215 169H216V168H215ZM215 169L213 168L212 171L215 170ZM224 169H225V168H223V170H224ZM234 169H235V168H234ZM240 169L242 170V168H240ZM244 169H245V168H243V170H244ZM6 170L8 171V169H6L3 165H0V174H1L0 177H2V178L5 177V178H6L7 175L5 176V174H11V175L13 176L14 172H12V171H11V172H10V171L7 172ZM30 170H31V166H30ZM132 170H130V171H132ZM135 170L132 171V172L135 173ZM225 170H226V169H225ZM228 170H230V169H228ZM246 170H247V169H246ZM252 170H253V169H252ZM5 171H6L7 173H4ZM39 171H38V172H39ZM121 171H123V172H121ZM155 171H156V170H155ZM217 171L215 170V173H219V175H220V174H222V175H226V174H223V173H224V172H225V173L227 172V171H223V173H221L222 170H220V171H218V172H217ZM22 172H23V171H22ZM28 172H29V171H28ZM41 172H40V173H41ZM241 172H242V171H241ZM241 172H240V173H241ZM253 172L255 173L254 170H253ZM2 173H3L4 175H3ZM16 173H17V172H16ZM19 173H20V174H19ZM19 173H17V174L21 175V176H19L20 179H17V178H18V177H17L15 180H19V182L22 183V185H23V184H26V187L24 186L25 189H23V186L20 185V183H19L18 181H15V180L11 182L12 184H11V186H10V182H9V180H8V182H9L8 186H10V187H14V186H15V187H14V188H15L14 190H16V188H17L16 186H18V188H19V189L16 190V197H18V198L14 197V198H15L14 200L16 201V199H17V201H20V198H21V200H24V198H25V199H26V198H33L35 201H36V200L39 201L38 204H41L42 201H41V200H38V199H42L43 196L40 198V195H38L39 198H37V199L34 198V197H37V196H36V193L34 192V188L31 189V190H33L34 193H33L31 190H30L31 192L28 191L29 194H31V195L33 194L32 196L30 195V197H28L29 195L26 196V194H28V193H26L27 191L25 192V194L23 193L25 190H29V189L32 187L31 185H33V184H30L31 181H29L28 179H26V178H27L26 176H25V177L22 176L23 173H22V174H21V172H19ZM43 173H44V171L42 172V174H43ZM153 173L155 174L156 172H153ZM227 173H228V172H227ZM240 173H239V174H240ZM245 173H247V171H245ZM248 173H250V172L248 171ZM248 173H247V176L244 175V177H248V176H249ZM258 173H259V172H258ZM258 173H256V176H257ZM124 174H125V172H124L123 174H121V175H123V176H121V175L118 173V175H120V176H118V177H121V178H120V179H121L120 182H122L123 180L125 181L124 178H126V175H124ZM241 174H243V173H241ZM241 174H240V175H241ZM11 175H10V176H11ZM252 175H253V173H252ZM252 175H250V176L253 178ZM254 175H255V174H254ZM8 176H9V175H8ZM124 176H125V177H124ZM155 176H158V174H157V175L155 174ZM250 176H249V177H250ZM263 176H264V175H263ZM263 176H262V178H263ZM13 177H14V176H13ZM244 177H243V178H244ZM251 177H250V179H251ZM259 177H260V175H259ZM2 178L0 179V181H3L4 178H3V179H2ZM14 178H15V177H14ZM21 178H22L23 181H25V182L20 181V180H22ZM239 178H240V177H239ZM255 178H256V177H255ZM6 179H7V178H6ZM24 179H26V180H28V181H26V180H24ZM263 179H264V178H263ZM242 180H243V182L245 181L244 179H242ZM124 181H123V182H124ZM13 182H15V185L13 184ZM26 182H27V183H26ZM245 182H247V183H249V184L251 183V182H248V181H247V178H246V181H245ZM263 182H264V180H263ZM16 183H17L18 185H17ZM53 183H55V182H53ZM56 183H57V182H56ZM183 183H184V182H183ZM183 183H182V185H183ZM187 183H188V182H187ZM247 183H246V184H247ZM253 183H254V182H253ZM0 184H2V182H0ZM243 184H244V183H243ZM246 184H245V185H246ZM254 184H255V183H254ZM29 185H30V188L27 187V186H29ZM0 186H2V185H0ZM8 186H7V183H6V185H5V186L3 185L2 187H3V189H4V188L6 189V187L8 188ZM20 186L22 187L21 189L24 190V191H20V192H19V190H20ZM86 186H87V185H86ZM86 186H85V187H86ZM101 186H102V185H101ZM187 186H188V185H186V187H187ZM248 186H249V185H248ZM250 186L252 187V186H254V185L252 184V185H250ZM255 186H256V184H255ZM10 187H9V188H10ZM42 187H44V186H42ZM73 187H74V186H73ZM87 187H88V186H87ZM9 188H8V189H9ZM27 188H28V189H27ZM183 188L185 189V185H184ZM183 188H182V191H183ZM0 189H1V188H0ZM3 189H2V191L0 190L1 192H3V193L0 192V194H1L0 197H1V198H2V195H3V194H5L6 197H7L8 194L12 193V192H9V193H8V191H7L8 189L6 190L8 194H7V193H4V192H5V189H4V190H3ZM39 189H42V188H39ZM84 189H88V188H84ZM186 189H187V188H186ZM82 190H83V188L81 189L80 194L84 191V190H83V191H82ZM90 190H91V189H90ZM88 191H89V189H88ZM185 191H186V190H185ZM185 191H184V192H185ZM17 192H18V193H17ZM86 192H87V191H86ZM184 192H183V193H184ZM19 193H21V194H19ZM22 193H23V194H22ZM52 193H53L54 195H56L54 192H52ZM52 193H51V194H52ZM56 193H57V192H56ZM70 193H72V192H70ZM185 193H186V192H185ZM17 194H18V196H17ZM53 194H52V195H53ZM57 194H58V193H57ZM73 194H75V193H73ZM76 194L79 196V192L76 193ZM76 194H75V195H76ZM82 194H83V195H86V193H85V194L82 193ZM87 194H88V193H87ZM12 195H13V194H12ZM20 195H21V196L23 195L24 198L20 197ZM60 195H61V194H60ZM75 195H74V196H75ZM90 195H91V194H90ZM182 195H183V194H182ZM182 195H181V196H182ZM13 196H14V195H13ZM25 196H26V197H25ZM71 196H72V195H71ZM88 196H89V195H86L87 198H88ZM107 196L109 197L108 194H107ZM181 196H179L180 198H178V200H181V199H182ZM214 196H215V195H214ZM214 196H213V198H215ZM6 197H5V199H6ZM57 197H58V196H56V197L53 196V199L55 198V200H54L55 202H56V198H57ZM72 197H73V196H72ZM80 197H81V195H80ZM80 197H78V198H80ZM83 197H85V196H82L81 198H83ZM86 197H85V198H86ZM190 197H191V195L189 196V198H190ZM216 197H217V196H216ZM1 198H0V199H1ZM3 198H4V196H3ZM3 198H2V199H3ZM49 198H50V197H49ZM49 198H48V200H49ZM59 198H60V197H59ZM75 198H76V197H75ZM81 198H80V199H81ZM174 198H175V197H174ZM183 198H185V197L183 196ZM186 198H187V196H186ZM186 198H185V199H182V200H187L185 204H186V205H189V203H190V202H188V199H189V198H188V199H186ZM90 199H91V198H90ZM103 199H104V198H102V200H103ZM175 199H176V198H175ZM192 199H193V198H192ZM42 200L44 201L45 199H42ZM46 200H47V199H46ZM48 200H47V201H48ZM71 200H72V199H71ZM76 200H77V199H76ZM82 200H84V199H82ZM86 200H88V199H86ZM105 200H106V198L103 200V202H107V200H106V201H105ZM178 200H177V201H178ZM190 200H191V199H190ZM0 201L2 202V200H0ZM37 201H36V202H37ZM40 201H41V202H40ZM47 201H45V202H47ZM54 201H53V200L50 201V204L48 203V205H46V203L44 202L43 205H44V206L46 205V206H45V210H44V209H42V210L46 211V207H47V206L51 207L50 205H52L51 208H53ZM58 201H59V199H58ZM109 201H112L111 197H110V200H109ZM191 201H192V200H191ZM193 201H194V200H193ZM193 201H192V202H193ZM3 202H4V201H3ZM36 202H35V203H36ZM52 202H53V204H51ZM83 202H84V201H83ZM83 202H82V203H83ZM88 202H89V200H88ZM179 202H180L181 205L185 206V205H184V202H185V201H184V202L182 201V203H181V201H179ZM187 202H188V204H187ZM57 203H58V202H57ZM79 203H80V200H79ZM89 203H90V202H89ZM202 203H203V202H202ZM204 203H205V202H204ZM204 203H203V204H204ZM206 203H207V202H206ZM0 204H1V203H0ZM91 204H92V203H91ZM180 204H179V205H180ZM210 204H211V203H210ZM213 204H214V203H213ZM232 204H236V203H232ZM1 205H2V204H1ZM3 205H4V204H3ZM56 205H57V204H56ZM88 205H89V204H88ZM196 205H197V204H195V206H196ZM211 205H212V204H211ZM236 205H237V204H236ZM236 205H234V207H232V208L234 209ZM5 206H6V205H5ZM9 206H10V205H9ZM44 206H42V208H43ZM67 206H68V205H67ZM190 206H191V204H190ZM192 206H193V205H192ZM197 206H198V208L196 207V209L192 207L190 210L194 209V211L192 210V211H193V214H192V212H191V214H190V213H189V214H190V215H194V216H196V217H197V221L200 223V221L202 222V220H198V219H199V217L201 216V210H202L203 220L206 219V218H205L206 216L204 217V215H207V222H205V223L202 222V223L205 224V225H204V224H203V225L206 227V226H207L206 224L210 222V224L206 227V229H208L207 231L205 230V228H204V226H203L202 224H201V225L203 226V227H202L203 229L200 228V224H199V227H198V230H197V231H199L200 229H202V230H205L206 232H208V231L210 232V230H211L210 228L213 227V224H214L215 221L212 222V221H213V220H212L213 218H212V217H209V212L206 211L207 209H201V208H200L201 204H200V205H197ZM203 206L206 207V206H209V205H206V204H205V205H203ZM212 206H213V205H212ZM231 206H232V205H230V207H231ZM3 207H4V206H3ZM7 207H8V206H7ZM85 207H86V206H85ZM185 207H187V206H185ZM188 207H189V206H188ZM205 207H204V208H205ZM9 208H11V207H9ZM47 208H48V207H47ZM64 208H66V207H64ZM67 208H68V207H67ZM67 208H66V209H67ZM91 208H92V205H91L90 209H91ZM108 208H109V207H108ZM178 208H179V206H178ZM178 208L175 209V210H178ZM180 208H181V210H184V207L181 206ZM208 208H209V207H208ZM210 208H211V206H210ZM210 208H209V209H210ZM1 209H2V208H1ZM49 209H50V208H48V210H49ZM90 209H89V210H90ZM187 209H188V208H187ZM187 209H186V210H187ZM197 209H198V211H197ZM199 209H200V210H199ZM233 209H232V210H233ZM241 209H242V208H241ZM48 210H47V211H48ZM86 210H87V209H86ZM94 210H95V209H94ZM94 210H93V212H94ZM96 210H97V209H96ZM98 210L101 212V209H98ZM211 210H213V209H211ZM236 210H237V207H236ZM236 210L234 209L232 212L235 213ZM68 211H69V210H68ZM184 211H185V210H184ZM184 211H183V212L181 211V212L184 214ZM199 211H200V212H199ZM204 211H206L207 214H206V212L203 213ZM237 211H238V212H237ZM237 211H236L235 215L238 214V213L240 212V209L237 210ZM242 211H243V210H242ZM42 212H43V211H42ZM97 212H98V211H97ZM177 212H178V211H176V212L174 211V212L172 213V215H170V217L172 216V218L174 219V217L176 216V218H175V220H177L176 222H178L179 219H180L181 221H183V220H184L183 217H182L183 214L181 213L182 215L179 216V214H176ZM210 212H211V211H210ZM228 212L232 213L231 211H228ZM88 213H89V215H90V212H89V211H88ZM94 213H95V212H94ZM178 213H179V212H178ZM199 213H200V216H198ZM43 214H44V213H43ZM45 214H46V213H45ZM96 214H98V213H96ZM157 214H158V213H157ZM157 214H156V215H157ZM160 214L162 215V214H164V213H160ZM160 214H158V215H160ZM173 214H174V215H173ZM111 215H113V214H111ZM158 215H157V216H158ZM165 215H166V214H165ZM165 215H164V216H165ZM177 215H178L180 218H178ZM210 215L212 216V214H210ZM241 215H242V212H241V214H240V218H241ZM47 216H48V215H47ZM91 216H92V215H91ZM93 216H94V214H93ZM93 216H92V217H93ZM109 216H110V215H109ZM173 216H174V217H173ZM184 216H185V217H188V215H186V214H185ZM194 216H192V217H194ZM236 216H237V215H236ZM236 216H234L235 219H237ZM92 217H90V218H92ZM181 217H182L183 220L181 219ZM192 217L189 216V218H192ZM213 217H214V216H213ZM237 217H238V216H237ZM110 218L113 219V216H112V217L110 216ZM172 218H171V219H172ZM189 218H187L188 220H185V221L188 222V221H189ZM200 218H201V217H200ZM204 218H205V219H204ZM210 218H212V219H210ZM87 219H88V218H87ZM173 219H172V223H173V225H174L175 220L173 221ZM194 219H196V218L194 217ZM194 219L192 218L191 221H193ZM214 219H215V218H214ZM31 220H32V219H31ZM110 220H111V219H110ZM180 220H179V221H180ZM209 220H210V221H209ZM238 220H239V217H238ZM238 220H236V221H238ZM85 221H86V220H85ZM85 221H84V222H85ZM89 221H90V220H89ZM92 221H93V220H92ZM92 221H90V222L92 223ZM100 221H101V220H100ZM114 221H115V220H114ZM181 221H180V222H181ZM185 221H183V222H185ZM195 221H196V220H195ZM195 221H193L194 223H196L195 226H198L197 221H196V222H195ZM236 221H235V222H236ZM33 222H34V221H33ZM33 222H31V223L29 222L30 225H31ZM108 222H109V221H108ZM108 222H107V223H108ZM111 222H112V224L114 225L115 222L113 223L112 220H111ZM170 222H171V221H170ZM183 222H182V223H183ZM187 222H186V225L189 223V222H188V223H187ZM211 222H212V223H211ZM25 223H27V220L25 221ZM29 223H28V225H29ZM81 223H83V221H82ZM85 223H86V222H85ZM100 223H101V222H100ZM107 223H104V224H107ZM22 224H23V223H22ZM55 224H56V223H55ZM101 224H102V223H101ZM101 224H100V225H101ZM211 224H212V226H211ZM232 224H233V223H232ZM237 224H239V225L237 226ZM254 224H255V223H254ZM254 224H253V225H254ZM20 225H21V224H20ZM20 225L18 226V228H19V227L21 228L22 225H21V226H20ZM23 225H26V224H23ZM30 225H29V226H30ZM57 225H58V224H57ZM85 225H86V224H85ZM107 225H108V224H107ZM109 225H111V223H109ZM113 225H112V226H113ZM189 225H190V223L188 224V226H189ZM215 225H217L216 222H215ZM235 225H236V227H234ZM248 225H250V224H248ZM248 225H247V226H248ZM253 225H252V227H253ZM26 226H27V225H26ZM29 226H28V227H29ZM82 226H83V224H82ZM104 226H106V225H104ZM115 226L117 227V229H115L116 227H114V228L111 227L112 229H115V230H113V232L116 231V230H118V226H117L116 223H115ZM210 226H211V227H210ZM228 226L231 227V225H228ZM232 226H233V228H232V227H231V228H230V227H227V230H228V232H229V235H230V233L232 232V234H233L234 237H235L234 242H236V243H235V244L232 243L233 245H232V244H227V243H226V244L224 245V248H226L225 251H226V252H227V251L229 252L228 248L230 249V248H231L230 245H232L233 247H232L231 249L233 250V252H232V250L230 249V253L232 252V253H231L232 256L234 255L233 257H235V259L237 258L238 255H239V256H238V259H240V257L243 258V259H241L242 262H241V260H238V259H237V260H236L237 262L234 263V264H238V263H241V264H258L259 262H260L259 264H263L264 258L261 257V255H262V256L264 255V251H263V254H262V251L260 252L259 250H263L262 248H264V247H261V249H259V247H258V249H257V251H256V249H255L256 246H255L254 249L251 248V249L254 251V253L249 251V254H250V253H251V254H250V255H249V254H246V253H247L246 250H248V249H246V248H247V247L250 248V246H251V245H248V243L251 242V241L248 239V236H247V239H245V236H246L247 233H246V234L243 233V232H246L245 230L247 229V227L244 228L243 226H246V225H244V223L241 224V223H239V222H238V223H234V225H232ZM254 226L256 227V225H254ZM53 227H55V226H53ZM79 227H80V226H79ZM102 227H103V226H102ZM209 227H210V228H209ZM215 227H216V226H214V228L212 229L213 231L211 230L212 234L215 233L214 230H217V229H215ZM241 227H242V228H241ZM250 227H251V226H250ZM255 227H253V229H255ZM18 228H16L18 232L15 231V229H13L12 231H13V232L15 231V232L19 233V230H21V229L19 228V230H18ZM56 228H58V226H57ZM103 228H104V227H103ZM108 228L110 229V226L104 228L103 230L105 231V229H107V232H108V231H109ZM196 228H197V227H196ZM196 228H195V230H196ZM199 228H200V229H199ZM243 228H244V229H243ZM53 229H54V228H53ZM80 229H81V228H80ZM112 229H111V230H112ZM230 229H231V232H230ZM249 229H251V228H249ZM22 230H24V229L22 228ZM22 230H21V231H22ZM51 230H52V229H51ZM111 230L109 231V233L111 232ZM202 230H201V232H202ZM223 230L225 231V232H223V233H224V234L226 233L225 235L229 236V235L227 234L228 232H226L227 230H225V228L222 229V231H223ZM243 230H244V231H243ZM52 231H54V230H52ZM55 231H57V230H55ZM59 231H60V230H59ZM104 231H103V233L105 234V236H106V237H107V236L109 237L110 234L107 235L106 231H105V232H104ZM50 232H51V231H50ZM113 232H112V233H113ZM203 232H204V231H203ZM209 232H208V234H210ZM233 232H234L236 235H235ZM11 233H12V232H11ZM17 233H15V234L12 233V235H11L10 233H9V234L7 233V234L10 235V236H7V237L5 236L6 238H2V237L0 238V239H2V241H3V242H2V241L0 240V242H1V244H2V245L0 244V245H1V246H0V252H1V253H0V255H1L0 257H2V259H3V258L5 259V256H2V255L5 253L4 255H6V258L8 257V258H7V259H8V264H11V263L13 264L12 259H14V257H12L11 254H10V256H9V254H8L10 251H12V253L15 252V251H14V250H15L14 248L16 247V245H13L12 243L17 244V243H19L18 241L22 239L21 236H15V235H17ZM117 233H118V231H117L116 234H115L116 236L114 235V238L118 237ZM223 233H222V234H223ZM13 234H14V235H13ZM21 234H23V233H20V235H21ZM55 234H56V233H55ZM206 234H207V233H206ZM208 234H207V235H208ZM232 234H231V235H232ZM244 234H245V235H244ZM2 235H3V234H2ZM18 235H19V234H18ZM51 235H52V234H51ZM111 235H112V234H111ZM203 235H205V232L201 234L202 238H204ZM233 235H232V236H233ZM0 236H1V234H0ZM13 236H14L15 238L17 237L16 239H18V240L15 239L16 242H13V241H15ZM103 236H104V235H103ZM205 236H206V235H205ZM208 236H211V235H208ZM208 236H206V238H207ZM9 237H11V238L8 239ZM12 237H13V238H12ZM18 237H20L21 239L18 238ZM110 237H111V236H110ZM110 237H109L108 239H111ZM118 238H119V237H118ZM200 238H201V237H200ZM209 238H210V237H208L207 239H209ZM4 239H5V241H7L6 243H8L9 240H11V243L9 242L8 245H7V244L5 243V241H4ZM181 239H183V238H181ZM236 239H237V240H236ZM104 240H106V239H104ZM116 240H117V239H115V240L113 241V239H112L113 243L110 242L113 246L116 247V249H117V247H118V248H119L120 246L122 247V245L127 241V240H126L125 242H123L122 245H118V244H117V246H116V245H114V244H116L115 242H117ZM247 240H248V242H247ZM106 241H108V240H106ZM118 241H119V239H118ZM179 241H180V240H179ZM181 241H182V240H181ZM83 242H84V241H83ZM83 242H80V244L83 243ZM119 242H120V241H119ZM244 242H245V244H244ZM246 242H247V243H246ZM117 243H118V242H117ZM179 243H180V242H179ZM5 244H6V245H5ZM9 244H11V246H12V245H13V246L10 248V247H9V246H10ZM19 244H20V243H19ZM27 244H28V242H27ZM33 244H34V243H33ZM111 244H110V245H111ZM129 244H130V243L128 242V245H129ZM210 244H211V243H209V244H208V243H207V244H201L200 246L198 245L200 248H199L197 245H195V246H193V247L190 246L191 248H194V247H195L194 249H196V250L194 251V249H193V253H194V254H195L196 251H197L198 253H199V251H200V255L197 254V253L194 255L195 257H196V255H197V257H198V258L196 257L197 259H196L194 256H193L194 258H193L192 256L190 257V256L187 254L188 252L186 253V251H189V250H187V249L189 248V246H187L188 248H187V249L185 248V250H183V252H181V254L183 253L182 255H185V253H186V255L188 256V258L190 259V261H189V259H188L187 256H186V260L189 261V263H194V261L191 262V260H195V263H200V262H201L200 264H202V263H203V264H205V263L208 264V262H209V264H220V263L224 264V262L228 263V261H224V262H222L223 260H227V259H226V255H225V253H223L224 251L222 252V247H223V245H222L221 248L219 247V245H217V248L219 247V250H220V251H219L218 249H215V251L217 250V251H219L220 253H222V254H220L221 256H223V254H224V256L222 257V258H223L222 261H220L219 258H221V257H220V255H219V252H218V254H217V253L214 254L215 252H212V251H214V250L210 251V250L212 249V248H210V247L214 245V244H212V245H210ZM241 244H242V245H241ZM250 244H251V243H250ZM28 245L30 246V247H29V246H28V247H29V249H31V250L34 249V248L36 247V249H35V251H36V250L39 248V247L37 248V246H36L37 244H35V247L31 248V244H30V242H29ZM82 245H83V244H82ZM202 245H206V247L210 245V246H209V249H208V247H207V250H209V251H207V250L205 249V252H202V251H201L202 248H206V247H201ZM243 245H245L246 248H242V247H245V246H243ZM247 245H248V246H247ZM5 246L8 247V248H10V249L7 251V248H6ZM17 246H18V244H17ZM32 246H33V245H32ZM123 246L125 247V248L123 247L124 249L121 248V247L119 248V250H120V249H121V250L123 249L122 252H121L122 254L125 252V250H126V251H129V250H127V247H128V246H127V242H126V244L123 245ZM132 246H133V245H131V246L129 245L128 248L132 249ZM225 246H229V247L227 248V247H225ZM257 246H258V245H257ZM13 247H14V248H13ZM28 247H26V248H28ZM41 247H42V246H40V248H41ZM135 247H136V245L134 246L133 249H135ZM197 247H198V248H197ZM40 248H39V249H40ZM110 248H111V247H110ZM112 248H114V247H112ZM214 248H215V245L213 246V249H214ZM224 248H223V249H224ZM5 249H6V250H5ZM11 249H12V250H11ZM13 249H14V250H13ZM39 249H38V250H39ZM140 249H141L140 247H139V249L136 247L135 252H136L137 250L139 251ZM183 249H184V248H183ZM242 249H244V250L246 249V250H245L246 252H245L244 250H242ZM251 249H250V250H251ZM31 250H30V251H29V250H26V251H29L30 254H29V252H27V253H28L27 255L23 254V255H20L19 257L24 256V255H25V256H28V255H29V256H32L31 254H34L35 252L32 253V251H34V250H32V251H31ZM112 250H113V249H112ZM119 250L117 249V250L115 251V253L118 251V253L121 255V253H120L121 250H120V251H119ZM178 250H180V249H178ZM181 250H182V249H181ZM190 250H191V251H190V254H191V253H192V249H190ZM241 250H242V254H243L245 257L242 256V254H241V252H240ZM252 250H251V251H252ZM13 251H14V252H13ZM26 251H25V253H26ZM39 251H41V249H40ZM80 251H81V250H80ZM80 251L78 250V251L76 252V254H75V256H74L75 258H76L77 253H79ZM130 251H131V250H130ZM133 251H134V250H133ZM184 251H185V253H184ZM203 251H204V250H203ZM217 251H216V252H217ZM243 251H244V252H243ZM37 252H38V251H37ZM111 252H112V251H111ZM139 252H143V250L141 249V251H139ZM206 252H208L209 254L206 253ZM210 252H212V254H211ZM234 252H235V254L237 253V254H236L237 256H236L235 254H233ZM238 252H239V253H238ZM255 252H258V254H260V255H258V254L255 253ZM6 253L8 254V256H7ZM23 253H24V251H23ZM38 253H39V252H38ZM41 253H42V251H41ZM41 253H39V254H41ZM80 253H81V252H80ZM80 253H79V255H80ZM131 253H133V252H131ZM131 253H130V252H128V253L125 252V253H124V254H125L124 257H126V259L123 257V255H121L122 257H120V258H121V259L123 258V259L121 260L122 262L120 261V258H119V257H118V258L116 257L117 260L119 259V261H116L117 264H123V263L126 264V263H127L126 261H128L127 264H130L129 261H131V263H133V264H134V262H135V264H136V263L141 264L140 261H141V260L143 261L142 257L145 258V254H144L145 252H143V254H139L138 252H136V254L134 253V255H137V254H138V255H137V258H136V256L134 257L133 254H131ZM193 253H192V255H193ZM201 253H203V254H201ZM230 253H229V254H230ZM18 254H21V253H18ZM18 254H17V255H18ZM36 254H37V253H36ZM112 254H114V250H113V253H112ZM126 254H130V255H127V256H126ZM210 254H211L212 257H211V256L209 257ZM227 254H228V253H227ZM231 254H230V256H231ZM252 254H253V255H252ZM256 254H257V256H256ZM13 255H14V254H13ZM116 255H118V254L116 253ZM120 255H118V256H120ZM139 255H141V256H140V259H139ZM142 255H143V256H142ZM254 255H255V256H254ZM14 256H15V255H14ZM29 256H28V257H29ZM81 256H82V254H81ZM132 256H133V257H132ZM232 256H231V257H232ZM250 256H252V257L254 256V257H253L254 260H255V257H256V260H255L256 262L258 261V257H259V258L261 257L262 259H259L260 261H259L258 263H254V260H251V259L249 258ZM9 257H11L12 259L9 258ZM77 257H78L77 259H79V256H78V255H77ZM83 257H84V256H83ZM100 257H101V256H100ZM100 257H99L98 259H100V260H102V261H100V260H96V261L93 262V263H95V264H99V263H98V261H99L101 264H102L103 262L106 263V264H108V262H110L109 259H108V260H106L105 258L103 259V256L101 257V258H102V259H101ZM127 257H128V258H127ZM129 257H132L133 259H137V260L139 259V260H138V262L135 261V260L132 262L133 259H132V260H129V259H130ZM227 257H228V256H227ZM247 257H248V258H247ZM252 257H251V258H252ZM15 258H17V257L15 256ZM21 258H22V257H21ZM21 258H18V259H21ZM24 258H26V260H24L23 258H22L21 260H23L24 262L26 261L25 263L28 264V262H27V257H24ZM43 258H44V257H42V259H43ZM80 258H81V257H80ZM191 258H193V259H191ZM199 258H200V259H199ZM2 259H0V263H1ZM7 259H5L4 262L2 261V263H3V264H4L5 262L7 263V261H6ZM10 259H11V261H12L11 263H10ZM18 259H17V260H18ZM72 259H73V258H72ZM81 259H82V258H81ZM124 259H125L126 261H125ZM232 259H233V258H232ZM235 259H234L233 261H231V262L233 263V262L235 261ZM17 260H16V261H17ZM21 260H20V262H19L18 264H22V263H23V261H22V263H21ZM82 260H84V259H82ZM82 260H80L81 262H78V263H81V264H82ZM104 260H106V261H104ZM198 260H200V261H198ZM228 260H230V259H228ZM261 260H262V261H261ZM76 261H77V260H76ZM78 261H79V260H78ZM85 261H86V259L83 261V264H85V263H84ZM107 261H108V262H107ZM146 261L149 262L147 259H146V260L144 259V261H143L144 263H142V264H152V263H153V264H154V263H157V264H158V261H159V260L154 261L153 258H151V260H150L151 263H147ZM196 261H197V262H196ZM219 261H220V262H219ZM238 261H239V262H238ZM96 262H97V263H96ZM168 262H169V261H168ZM2 263H1V264H2ZM90 263H91V262H90ZM93 263H92V264H93ZM104 263H103V264H104ZM159 263H160V261H159ZM16 264H17V263H16ZM29 264H30V262H29ZM75 264H76V262H75ZM86 264H87V262H86ZM88 264H89V261H88ZM114 264H116L115 261H114ZM163 264H164V262H163ZM166 264H168V263L166 262ZM230 264H231V263H230Z\"/></svg>","mask_w":264,"mask_h":264}]
</instances>
